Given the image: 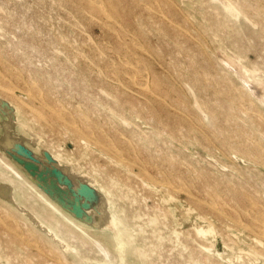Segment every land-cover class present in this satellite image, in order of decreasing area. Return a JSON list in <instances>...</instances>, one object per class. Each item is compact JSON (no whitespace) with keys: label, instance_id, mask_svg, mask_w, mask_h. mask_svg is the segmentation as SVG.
<instances>
[{"label":"rangeland","instance_id":"374dc122","mask_svg":"<svg viewBox=\"0 0 264 264\" xmlns=\"http://www.w3.org/2000/svg\"><path fill=\"white\" fill-rule=\"evenodd\" d=\"M77 1L78 0H0V49H1L0 52L2 54L0 55L2 58V59L0 58V64L3 67H5L6 65L8 66L9 64L11 67L8 66L5 68L6 69L8 68V71L10 72L13 71L12 72L13 74H11L13 76L17 72L20 73L19 74L20 77L16 74L15 84L13 83V85L11 86L0 88V210H2L3 212L4 211L8 212L7 214L8 216H6L5 212L4 213L2 211L0 212V215L3 214V216H0V227H1L0 231H3L2 234L0 232V238H1L0 240V264H15V263L16 264L17 263L36 264L30 261V260H33L34 258L35 259L33 261L35 262L37 261V264H44V262L46 264H53V263L54 264H62V263L63 264H66V263L67 264H199L197 263V259L198 258L200 259L201 258L200 256L202 257L206 256L211 262L213 261L212 263L209 261L208 264H215V263L216 264H219V263L220 264H259L260 260L252 261L251 258L247 254L250 251H261L262 247L256 244L255 242L247 241L245 238L247 237L248 227L251 225L250 222L252 218V212H251L252 205L249 203L248 198L250 197L249 199L251 201L255 199V202L253 201L255 205L257 204L258 207L262 209L264 208V200H263L264 199V165H263L264 160L259 161L257 158H255L256 157L255 154L257 152H259L257 153L258 155L264 153V147H263L264 142H262L264 141V135H263L264 134V125H263L264 122L261 123L262 121H264V118H263L264 116L261 115L264 113V102H263L264 101L263 100L264 91L263 93H261L262 95L259 96L260 101L263 100L262 102L259 101L258 96H257L258 94L255 93L256 87L258 88L261 86L264 87V30H262V27L264 28V22H263L264 21V16H263L264 10L262 12V9H264V0L262 1L261 0L259 1L258 0H174V1L168 0V1H165L164 4L162 3L164 2V0L163 1L162 0H156V1L155 0H147V1L145 0H112L113 2L111 0H100V4L95 3L92 0L90 1L89 0H82V1L79 0L78 2ZM105 1H108L107 3L109 4H107ZM149 1L151 2V4H148ZM7 2L9 3V5ZM259 2H260V5H259ZM160 3L162 4V8L164 5L163 9H161ZM168 3H169V6L166 5ZM176 3L178 4L176 5ZM239 4H241L243 7L239 6ZM250 4H251V8L249 7L250 8L249 9L248 6ZM88 5L90 9L88 8ZM111 5L113 7L115 6L116 7L112 8ZM150 5L153 6L152 9ZM170 5L172 6V8H170ZM71 6L73 7V9ZM245 6H246L245 8L246 11L245 13H243L244 11L241 12L242 11L241 8L244 9ZM74 7H76V9H74ZM85 7L88 9V11L85 10L86 9ZM155 7H157L158 10L157 8L154 9ZM252 8L253 9L255 8L256 10L255 9L252 10ZM257 8L260 10V12ZM232 9L234 11H232ZM239 9L241 11H239ZM1 10L4 11L5 13L1 12ZM175 10H177L178 12L176 11L177 12L176 13ZM249 10L250 12L247 13V11ZM43 12H45L48 15H46ZM168 12H170L171 16H169L170 14ZM216 12H218L217 15H216ZM91 13H93L92 14L93 17ZM167 13L169 15H167ZM249 13L250 14L253 13L254 16L253 14L250 15ZM112 14L114 16H112ZM186 14L188 15V17H186L187 16ZM165 15H167V17ZM257 15H258V18H257ZM252 16L253 18H255V20L252 18ZM118 17L121 19V21L120 19H118ZM3 18H5V20ZM7 18L8 20H6ZM40 19H42L43 21H41ZM183 19H185V24H182L184 21ZM256 20L259 22L258 26H257L258 22ZM5 21L6 22L8 21V22L6 23ZM45 21L47 23H44ZM101 21L103 23L106 22L105 23L106 26L105 24L103 25ZM186 21H187V24L188 23L191 24L190 27H188L189 24L187 25ZM121 22L124 25V27L121 24ZM159 22L161 24H157ZM260 23L262 24V26ZM74 24H77V26L75 25L76 26L75 27ZM156 24L158 25L157 27H156ZM125 25L126 26L128 25L129 28L126 27L127 28L126 29ZM184 25L185 26L187 25V27H185ZM25 26H27V29H25L26 28ZM30 26H32L33 29ZM259 26H261V29ZM29 27H30V31H27L29 30ZM173 27L174 29H172ZM50 28H53V30ZM189 28L191 29L190 32H189ZM198 28L203 34L200 33ZM34 31L35 33L32 34ZM38 31L39 33H41V35L38 34ZM133 31L136 32V35ZM149 31L151 33H149ZM161 31H163V33ZM176 31H180V32H177V34L181 33V35L179 34L180 36H177V34H175ZM191 32L194 33V37ZM127 33L129 36L126 35ZM198 33H199V36H198ZM174 34H175V37L177 36L176 38H174ZM182 35H183V38L178 39V37H182ZM134 36H137V38H140V40ZM55 38H58V39H55ZM136 39L139 41H137ZM177 39H178V42H176ZM85 40L87 42L88 41L89 42L91 41V42L87 43ZM200 40L204 43V45L201 44ZM51 41H53L52 44L56 43L55 47L54 45L53 46L51 45ZM82 41L86 43L84 44ZM119 41H120V44L123 43L124 46L123 45L120 46ZM126 41L130 42L131 44L133 43L132 45L135 46L133 47L134 51L133 49L130 50V48H132V45L130 43H127ZM144 41L146 43L143 45ZM137 42H140V43H137ZM206 42L207 44H205ZM73 43L75 44V46ZM92 43L94 44V46H92L93 45ZM182 43L184 45H182ZM88 44H91V45H88ZM138 44L140 45V47L138 46ZM196 44L198 45V47ZM193 45H196V46H193ZM32 46L34 47L30 48ZM104 46L106 50L104 49ZM121 47H122V49L120 50L121 52H119V50L117 49H120ZM146 47L149 49H147ZM242 47L244 48V51ZM108 48L109 49L111 48L110 49L111 51H108L109 50ZM63 49H64V53L62 51ZM100 49H103V50L100 51ZM114 49L117 50L116 53ZM177 49L179 51H177ZM92 50H94V52ZM157 50H159V53L161 52L162 53L159 55ZM103 51L105 54H102ZM152 52L153 53L155 52V53L153 54ZM79 53H82L81 54L82 57H80ZM126 53H128V55L130 54L131 56L129 57ZM136 53L139 54L140 56H138ZM176 53L181 54V55L178 56ZM56 54H59V56L57 57ZM108 54L110 55V58L112 59L108 57L109 56ZM98 55L99 57H97ZM176 55L178 57H176ZM100 56L102 59H100ZM152 56L154 58L157 57L156 60ZM220 56H223V58L221 57L222 60ZM74 57H76L77 59H75ZM186 57H189V58L186 59ZM5 58H7V60ZM103 58L105 60H103ZM147 58H149L150 61ZM258 58L260 59L258 60ZM56 59H58V61H56ZM99 59L101 63L99 62ZM223 59H226V60L235 59L232 61L235 62L236 65L241 64V66H239L237 69L236 68L232 69L231 66H230L231 68H229V64L227 63L228 65L227 66L224 63L225 61H223ZM92 60H93V63H92ZM122 60L123 61L125 60V61L122 62ZM135 60L138 61L136 64H134ZM213 60H215V65L213 63ZM21 61L22 63H19ZM151 61H152V64H151ZM157 61L159 62V64L157 63ZM113 62H114V65L111 66ZM142 62L144 63V65ZM160 62H162L161 65H160ZM164 62H166L167 64ZM169 62L171 64H169ZM262 62H263V65L260 66ZM78 63H80V65H78ZM140 63H142L144 68H146L144 69V73H141L142 72L141 70H143V68L142 69L140 68L142 66ZM180 63L182 66L179 65ZM96 64L98 65V67ZM165 64L169 67L170 65L172 66L173 64H177V65H173L171 67L173 68V70H171L169 67L167 68ZM216 64H218V66H216ZM163 65L166 67H164ZM186 65L187 66L189 65V66L187 67ZM116 66L118 67V70ZM120 66L123 68H121ZM176 66H177V70L180 72L179 73L180 75L178 74L179 76H177L178 71L176 70ZM212 66L215 69L217 68L216 70L218 71H221V70L223 71V74L219 72V75L218 76L216 75L217 77H219V79L221 78V80H218L217 77H214L215 73L218 71L213 69ZM113 67L115 68L111 72ZM186 67H187V71L185 70ZM150 68H152L151 69L152 71L150 70ZM19 69H21L22 71H20ZM55 69L57 71H55ZM27 70L31 72L29 75L26 74ZM45 70L47 71L45 72ZM124 70H127V71H124ZM234 70L235 71L237 70L238 72L237 71L235 72ZM109 71L111 74L109 73ZM114 71H116V74ZM150 71H151V74H150ZM196 71L198 72L196 73ZM62 72H63V76H62ZM96 72L97 73L99 72V74H97ZM105 72H106L107 77L105 76ZM126 72L128 74H126ZM132 72L134 73L135 76L132 75L133 74ZM246 72L247 74H245ZM201 73H203L202 75L204 76V77L202 76V78H200ZM209 73L210 75H208ZM225 73L229 74V76ZM238 73H240V75ZM54 74H55V78H54ZM152 74L156 78V80L152 79ZM30 75H31L30 79L33 82L31 81L29 82L28 78ZM244 75H246L245 77L247 79L244 77ZM109 76L114 80V82ZM181 76L184 78H182ZM194 76L196 77L195 79H194ZM206 76L208 77V79ZM166 77H168L169 79H166ZM209 78L210 79L212 78L213 80L212 79L211 80L213 82L209 80ZM224 78H226L225 81H224ZM158 79L159 80L163 79L162 80L163 82L162 81L159 82ZM21 80L22 82H20ZM54 80H58V82ZM70 80L71 82H69ZM229 80H231L234 83H232ZM248 80L252 82L246 83ZM117 81L119 82L117 83ZM137 81H140V82L142 81V83L143 82L144 83L142 84ZM199 81L200 83H198ZM132 82L134 84H132ZM152 82H154V84L156 82L157 83L159 82L160 84L159 83L158 84L161 87V88L159 87L160 90L162 92L163 90L165 91L163 93H160L161 91L159 90V88L157 89L158 85L157 87H155L157 83L155 85L153 84L152 86ZM177 82H179V84ZM260 82H263L262 83L263 85ZM123 83L125 85H123ZM183 83L185 84L184 86L186 88L183 86ZM254 83L255 84L257 83V84L255 85ZM17 84H19L20 86ZM165 84L166 86H164ZM207 84H210L213 86L209 87V85ZM42 85L45 86V88H43ZM206 85L208 86L207 87L208 89L207 88L204 89ZM218 85L220 86L223 85V86L220 88V86ZM51 86L52 88H50ZM59 86H61V88H59ZM176 86H179V90ZM214 86H215V90L213 88ZM226 86L228 88L230 87V89H228ZM12 87H14V89ZM40 87L42 88L40 89ZM126 87H128L130 90L127 89ZM151 87H153V90ZM172 87L175 88L176 90L173 89ZM183 87L185 88V90L181 89ZM25 88L27 89L26 91H25ZM34 88L37 90L39 89L38 92ZM47 88H49L48 90L50 92L51 90L54 92L55 96L52 94L53 92H51V95L52 97L54 96V102H55V99L57 98L56 99L57 104L52 101L53 98L50 97L51 95L49 96L50 93L47 94V91H48ZM56 88H57V91H56ZM170 88H172L173 91H177L178 93L182 92L180 94L184 97L181 98L180 94L173 92ZM242 88L244 91L241 90ZM43 89L47 91L44 93ZM246 89L248 91V94L250 95V98H249V95L246 94L247 93ZM186 90H189V93ZM240 90H241V94H240ZM225 91L227 94L229 92L228 94L229 98L227 97V94L225 96ZM76 92H78V94ZM105 92H107V95ZM122 92H123V96H122ZM156 92L160 93L161 95L163 94V96L161 97V95L159 94L160 95V98H159V95ZM165 92L168 93V95H165L166 94ZM222 92L224 94H222ZM32 93H36V94H32ZM56 93H58L59 96ZM66 93L69 96L65 97ZM214 94H217V95H214ZM242 94H244L243 95L244 99H241ZM43 95H46V96L44 97ZM62 95L64 98L62 97ZM150 95H152L153 97H151ZM212 95L214 97L216 96L217 97L214 98L212 97ZM238 95L240 96V99H238L239 98ZM254 95H256L257 98ZM10 97L13 100L10 99ZM163 97L166 98V101ZM168 97L170 98L168 99ZM186 97L187 99L189 98L188 99V101L190 100L189 102L186 101L187 100ZM261 97H263V99H261ZM41 98L43 100H41ZM147 98L148 99L150 98V99L148 100ZM197 98L201 99V101L204 100L205 105L199 99L196 101ZM25 99H28V102L27 100L25 102ZM87 99L90 100V103L88 102L89 100ZM172 99L173 100L175 99L176 102L175 100L173 101ZM215 99L217 100V102ZM237 99H238V102H240L241 104L236 101ZM138 100L139 102L148 101L147 103L150 109L147 107V103H143V102L139 103ZM153 100H155V102L157 103H155ZM241 100H244L242 101L243 104ZM16 101L17 103H15ZM92 101L93 102L96 101L97 103L96 104L92 103ZM162 101H164L165 103ZM49 102H51L52 104ZM133 102L134 104L138 102L136 106L139 104H141L142 106L139 105L140 107L138 106L139 108H136V110L133 111L135 109L134 107H136L133 104ZM150 102L152 103V105ZM183 102L186 105L185 108L188 106V104H191V103H193V107L195 108H193L192 105L191 106L189 105V107L187 108L188 110L183 109ZM219 102H221V104L223 103V106ZM30 103L33 104L34 107ZM123 103L125 105H123L124 107L122 106L123 108L122 109L120 105H122ZM197 103L198 104L201 103V104L197 106L198 105ZM214 103L215 104L217 103L219 105L218 108H217V105L215 107ZM249 103L251 105H248ZM60 104L62 105L59 106ZM78 104H79V108L76 107L78 106ZM144 104L145 106H143ZM161 104L163 105L164 110L163 108H161L162 107ZM229 104L232 106H230ZM253 104L255 106L254 110L257 111L258 113L257 112L255 113L252 110L254 108ZM94 105L97 107H95ZM156 105L161 106L160 107L161 109L160 108L158 109ZM176 105L178 106L176 107L177 109L175 108ZM201 105L203 109H205L206 107L208 108L211 107V108L210 110L206 108L205 110L202 109L200 111L198 109H201ZM69 106L71 107V109L69 108ZM238 106H239V109L240 107L243 108L239 110L240 114H238V111L236 112V108ZM142 107L143 108L145 107V108L143 109ZM153 107H154V112H152ZM212 107H213V111H211ZM192 108L194 111L196 109L195 114L193 113L194 111L192 110ZM72 109H74L73 114H71ZM121 109L122 111L123 110L125 111L122 112ZM166 109H167V112L163 113L162 110L166 111ZM231 109H233L232 110L233 112H231L232 116L236 115V118L232 117L233 120L230 118L231 116L228 115L230 113L226 112V111H231ZM214 110L217 112L216 114L214 113L215 112ZM85 111L88 113V115L87 113H85ZM168 111H170V113ZM206 111L208 112L209 115H207ZM234 111L240 116L237 117V114ZM74 112L75 113L77 112L76 114L79 115V117H77ZM159 112L161 113L159 114ZM224 112L227 114H225ZM247 112L249 113V115L247 114ZM29 113H32V114L30 115ZM66 113L67 115H70L68 116L69 118H67V116L64 117ZM168 113L170 114L169 115L170 117L169 116L167 117ZM171 113H174V115L178 117L177 118L173 117ZM211 113L218 117L217 118L213 115V119H215L214 122L217 123L216 125L215 123H213V119L210 116L212 115ZM139 114H141L140 117H139ZM152 114H154L155 116L158 114V116L160 115L161 118L160 116L159 117L156 116L151 119V116H154ZM164 115L166 116L165 120H164ZM254 115L256 117H254ZM85 116H88V118ZM145 116H146V119L144 118ZM225 116L227 117L226 119H225ZM36 117H38L39 120H37ZM180 117L184 119L183 122L185 121V123L182 122ZM209 117H210V120H209ZM221 117L223 118L222 120H221ZM52 118H55L56 120L55 119L52 120ZM148 118H150V121ZM178 118H180L179 121L181 123L180 124L181 128L182 126H184L185 129L184 128L181 129L178 126ZM40 119L42 121H40ZM84 119L88 120L89 124L85 122L86 120ZM91 119H93L92 120L93 122L91 121ZM188 119H189V122H188ZM227 119H228V126L225 125V123L227 122V121L225 122V120ZM254 119H256V121ZM70 120H72L73 124L70 123ZM39 121H40V124H39ZM90 121H91V124H90ZM186 121L188 122V124L190 123L189 126H187L188 124H186ZM206 121L207 122L210 121V122L206 124L207 123ZM221 121L222 123H220ZM231 121L232 122L235 121V122H233L232 124ZM258 121H261V122H258ZM51 122H54V123H51ZM96 122L97 123L101 122L100 127L97 126L99 124H97ZM167 122H169V125ZM230 122L231 124H229ZM236 122L237 123L239 122V123L237 124ZM240 122L244 126L240 124ZM253 122H255L256 125L253 124ZM86 123L88 124L86 125L88 126L87 128H85L86 126H84ZM103 123L105 127L103 126ZM166 123H167V126H169V128L165 126ZM197 123H198V126H197ZM234 123L235 125L236 124L237 125L235 126ZM63 124L65 125L66 128L64 127ZM250 124H251V127H250ZM261 124H262L263 129L261 127ZM70 125L73 127H71ZM190 125L192 126L190 127ZM209 125H212L213 127L212 126L210 127ZM218 125L220 126V128H223V131L221 129L222 132L219 131L220 128L218 129L219 127ZM230 125L232 127H230ZM257 125H259L260 129H257L258 128ZM68 126L70 127L67 129ZM156 126H158L159 129ZM199 126H202L203 129H200L202 127H199ZM74 127L76 128V130ZM89 127L92 129H90ZM165 127H167L168 130L167 128L165 130ZM188 127H190V129H188ZM51 128H54V129H51ZM80 128H82L83 131ZM186 128L188 130H186ZM241 128L243 129V131H241L242 130ZM162 129L164 130V133L162 132L163 131ZM179 129H181L182 131ZM195 129L197 130L195 131ZM204 129H205V132L203 131ZM225 129H227L228 131ZM250 129H252V131ZM52 130L54 131V133ZM92 130L93 131L95 130V131L93 132ZM97 130H98V133H97ZM171 130L172 132L174 131L175 133H170ZM189 130L191 133L189 132ZM231 130H232L231 132L232 134L230 133ZM234 130L235 131L238 130L236 134L234 133L235 136L233 134ZM253 130H254V133H253ZM66 131H68L67 135L65 134ZM248 131L249 133L252 132V134L250 133L251 135H249ZM100 132L102 133V136ZM157 132H159L160 135ZM180 132H182L183 134L185 133L183 137L181 136L182 134H180ZM206 132H208V134ZM89 133H91L92 135ZM114 133H117V134H114ZM255 133L257 134V138L255 136L256 135ZM97 134L98 135L100 134V137L102 138L100 139L99 136L97 137ZM89 135L91 138L89 137ZM114 135L115 137H113ZM203 135H204V138H203ZM77 136L79 139H77ZM258 136H259V142L257 141ZM116 137H118V139H115ZM235 137L236 139H233ZM131 138L133 139L135 143L131 141L132 140ZM214 138H217L218 140L216 139L214 140ZM229 138L236 141V143L233 142V140H230ZM139 139L141 140V142ZM196 139H197V142H196ZM224 139L226 142L225 145H224L225 143ZM80 140H81V143L79 142V144L81 145L79 147L78 141ZM101 140H104L103 141L104 143ZM114 140L116 142L119 141V143L118 144L116 143L115 145ZM126 140H127L126 143H129L128 145L131 146L130 148L128 147V145L127 146L125 145ZM201 140H202V143H200ZM213 140L216 141L215 142L216 144L213 142ZM247 141L250 146L248 145ZM121 142H122V145H121ZM164 142H165V146L163 144ZM229 142L230 143L232 142V143L230 144ZM252 142H254V144H252ZM109 143H112V144L109 145ZM94 144L95 145L97 144L96 147L93 146ZM135 144H136V148H135ZM219 144L220 145L223 144V145L220 146ZM228 144L230 146L232 145L231 148L234 150V152L237 151V153H234L232 149L230 150L229 149L230 146ZM244 144H245L246 149L243 147ZM144 145L150 150L147 151ZM234 145L235 147H233ZM246 145H248L249 147ZM98 147L99 148L104 147L103 149H105L106 151L104 150L105 151L104 152L102 149H99ZM118 147L120 148L118 149ZM255 147L256 149L259 148L258 151L256 150L257 152L254 151ZM140 148L141 150H139ZM206 148H208L209 150ZM112 149L114 152L112 151ZM155 149H157V151L153 153ZM223 149L224 150L226 149V151L228 152L230 151V155L228 152L226 153L227 154L226 155ZM116 150H121V151L124 150V152L122 151L124 153V157L115 155ZM262 150H263V153H261ZM91 151L93 153H91ZM107 151L110 153H108ZM141 151H142L143 156H141V154H138L139 152L141 153ZM159 151L163 152V154L160 153ZM165 151L167 152V154H165L166 153ZM246 151L247 153H249V155L250 154L253 155L254 160L251 155L250 157L248 154H247L248 156L245 155ZM127 152H129L130 157L125 158ZM106 153H108V155ZM109 154L112 156H110ZM173 154L175 155V157ZM176 154L179 156H176ZM113 156H114V159H113ZM158 156L160 160L157 158ZM228 156H231V157L229 158ZM98 157L99 158L102 157V158L98 159ZM141 157H143V159ZM171 157H173V160ZM189 157L190 159H188ZM122 158H125V159H122ZM135 158L137 161L133 162L132 160ZM140 158L143 161H141ZM150 159L153 160L154 163ZM255 159L258 160V162ZM183 160H186V162H184V166L182 164ZM119 161L121 162L119 163ZM123 161L128 162L126 164L127 165L129 164L130 165L129 168L134 169V170L144 167V166L146 169L148 167L149 170L147 169L148 170L147 171L148 173H146L147 175L145 174L140 175L134 172L130 173V171L128 170L129 168L128 169L126 168V165L123 164L124 163ZM144 161H147V163ZM196 161H197V164L199 165L196 164ZM107 162L110 164H107ZM151 162L153 164L152 167H155L152 170L153 172L151 171V168H152ZM162 162H165V163H162ZM161 163L163 167L161 166ZM175 163L178 165H176ZM187 163H189L188 165L190 167L192 165V168H190L187 165ZM132 164L135 167L131 166ZM232 164L233 166H230ZM156 165L158 166L159 172L163 173V175L159 173L158 175L156 173L157 171ZM170 165L172 167L174 166L175 168H172ZM9 166L11 167V169L9 168ZM236 166L239 169L235 170ZM164 167L167 169L164 170L165 169ZM240 167L242 169L241 172L238 171L240 170ZM193 168L194 169L197 168L195 169L197 173L193 171L194 170ZM169 169H171V171ZM172 169L173 170L175 169V172H172L173 171ZM13 170L17 172L19 175L16 174ZM203 170L205 171L204 173L202 172ZM243 170L246 171L247 174H244L245 172H243ZM117 171L121 173L120 176L119 174L116 175L115 172ZM186 171L187 172L189 171V174H186L187 173ZM199 171H201V173ZM210 172H214L215 175ZM155 173L156 175H158L157 177L155 176ZM165 173L168 175H166ZM198 173L201 175H199ZM224 174L227 179L223 177ZM248 174H250V176H247ZM171 175L174 176L173 178H175L178 175V180H180L181 182L184 181V183L186 182L187 184L188 182H193L194 188L190 187L191 188L189 191L190 193L187 191L180 190L179 187H172V188L166 189L165 187L167 186V183L168 185H170L172 181L173 182L175 181V179L177 181V177L173 179ZM216 175L218 177H216ZM129 176H132V178H130ZM180 176L182 179L185 178L188 181H185V179L181 180V178H179ZM201 176L206 179L201 178ZM126 177H128L127 178L128 180L126 179ZM143 177H145L146 179ZM161 177L163 178L161 179ZM195 177L198 179L201 178L199 180L200 183L196 180ZM208 179L209 181H207ZM249 179H251V181H249ZM211 180L213 182L214 181L216 182V186L214 187L215 190L213 189V186H214L213 184H215V182L212 184ZM229 180H232V181H229ZM220 182L223 183L224 185L221 184ZM255 182L258 186L254 184ZM203 183H205L204 186L206 185V187L203 186L202 188L201 185H203ZM197 184L199 186H197ZM228 184L231 186H227L228 187V190H227L226 185ZM135 185L136 187H134ZM159 185H161V187ZM217 185H219L220 188H218ZM247 186H248V189L246 190L245 188H247ZM211 187L213 190L211 189ZM229 187L232 189V191ZM250 187L251 188L253 187V188L251 189ZM168 189H171V190H168ZM147 191H149L151 195H149L150 193H148ZM172 191L176 193H173V195L170 194ZM208 191H211V192L215 191L214 194L211 193L212 196L214 195V198L218 196V198H215V199H222L220 201L219 200L217 201L219 203L215 201L214 206L216 208L215 209L213 208L214 210L210 209L212 208L213 204L211 203L212 198L210 197L209 199L210 195L207 194ZM238 191L240 192L238 193ZM245 191L246 193L248 192L247 193L248 195L243 193ZM253 191L256 194H254ZM228 192L230 193L228 194ZM233 192L235 194H233ZM258 193L262 195H258ZM197 194H200V195L198 196ZM251 194H252V197H251ZM201 196H203V198ZM260 196L261 198H256ZM186 197H187V200H186ZM200 197L203 200L200 199ZM225 197L227 198V200ZM223 198H225V201L223 200ZM258 199L262 201L258 202L257 201ZM44 200L52 201L54 204L58 206L60 212L54 211L53 208L49 206L51 204H48V203L46 204ZM233 202H235L234 205H233ZM244 202L245 203L247 202L246 204L248 206L244 205ZM158 204H159V207L156 206ZM189 204H192V205H189ZM193 205L194 206L196 205V207L197 208L199 207V209L197 210V208L194 207ZM244 207L246 208L242 210ZM151 208L152 210H150ZM203 208L205 212L202 211ZM205 209L206 210L209 209V211H206ZM210 211H212L213 213L212 212L210 213ZM233 212H235L236 214H234ZM241 212L243 213V216ZM10 214L14 219L10 216ZM215 214H217L218 217L217 216L215 217L214 216ZM237 214L240 215L241 217L239 220L240 222L233 221V216ZM223 216H224V219L226 218L225 222L224 220L220 219V217L223 218ZM6 217L12 223L8 221ZM247 219L249 220V223H248L249 226L247 224L248 222ZM220 220L223 221V223ZM7 221L9 222V224H7L8 223ZM15 221L17 222V224ZM19 223L22 225H20ZM38 223L41 224L42 229ZM228 223L230 227L228 226ZM80 225L81 227H79ZM2 226H3V229H2ZM27 229H29L31 233H29V230ZM210 229H212L213 233L209 232ZM222 229L225 230L224 233ZM198 230H203L201 231L202 234L199 231L200 235H198L197 234L199 233ZM20 232H22V234ZM3 233H6L4 234L5 237H3ZM38 235L40 236L39 238H38ZM28 237L30 238V240ZM11 238H12V241H11ZM8 239L11 242L10 241L8 242ZM13 240L16 243H13ZM23 241L24 243L27 244V246L26 244L24 245ZM18 242L20 244H17ZM121 243L123 245V248H121ZM49 244L52 246H50ZM47 245L49 247H47ZM209 245H210V248H209ZM50 247L52 248L50 249ZM23 248H25V251ZM8 249H11V250H8ZM169 251L171 253H169ZM11 252H12V255L10 254ZM14 252L17 254L19 253L20 254L17 255V254H14ZM41 252H43V254ZM44 253L45 254L47 253L46 258H49V259H46L44 257L45 255ZM199 253L200 254L202 253V255H200ZM27 254L28 255L31 254V255L27 256ZM56 254H57V258H53V255L54 257H56ZM58 254H60L59 257H58ZM9 255L11 256L10 258L8 257ZM30 257L32 258L30 259ZM168 257H170L169 260H168ZM261 257L264 258L263 255H261ZM27 258H28V262L27 260L25 262L23 259H27ZM43 258H45L46 260ZM192 259H195L196 261L195 260L192 261ZM38 260L40 261V263L38 262ZM47 260L48 262H46ZM62 260L63 262L61 263Z\"/></svg>","mask_w":264,"mask_h":264},{"label":"bare ground","instance_id":"6f19581e","mask_svg":"<svg viewBox=\"0 0 264 264\" xmlns=\"http://www.w3.org/2000/svg\"><path fill=\"white\" fill-rule=\"evenodd\" d=\"M78 1H79V0H78ZM78 1H77V2H78ZM80 1H82V0H80ZM89 1H90V0H89ZM92 1H94L95 3L100 4V0H92ZM111 1H112V0H111ZM145 1H147V0H145ZM145 1H144V3H145ZM155 1H156V0H155ZM162 1H163V0H162ZM165 1H168V0H164V2H162V3L164 4ZM172 1H174V0H172ZM258 1H259V0H258ZM258 1H257V2H258ZM261 1H262V0H261ZM43 2H44V1H43ZM105 2L107 3L108 1H105ZM112 2H113V1H112ZM112 2H111V4H112ZM141 2H142V1H141ZM160 2H161V1H160ZM176 2H177V1H176ZM7 3H8V2H7ZM57 3H58V2H57ZM64 3H65V2H64ZM69 3H70V2H69ZM82 3H83V2H82ZM85 3H86V2H85ZM106 3H105V4H106ZM116 3H117V2H116ZM155 3H156V2H155ZM166 3H167V2H166ZM242 3H243V2H242ZM242 3H241V4H242ZM255 3H256V2H255ZM28 4H29V3H28ZM79 4H80V3H79ZM87 4H88V3H87ZM101 4H102V3H101ZM107 4H109V3H107ZM148 4H151V2L149 1ZM156 4H157V3H156ZM160 4H161V3H160ZM171 4H172V3H171ZM177 4H178V3H176V5H177ZM236 4H237V3H236ZM241 4H239V6H242ZM243 4H244V3H243ZM246 4H247V3H246ZM246 4H245V5H246ZM248 4H249V3H248ZM8 5H9V3H8ZM30 5H31V4H30ZM92 5H93V4H92ZM139 5H140V4H139ZM146 5H147V4H146ZM166 5L169 6V3L166 4ZM252 5H253V4H252ZM255 5H256V4H255ZM257 5H258V3H257ZM259 5H260V2H259ZM60 6H61V5H60ZM72 6H73V4H72ZM72 6H71V7H72ZM82 6H83V4H82ZM84 6H85V5H84ZM96 6H97V5H96ZM111 6H112V5H111ZM118 6H120V5H118ZM148 6H149V5H148ZM150 6H151V5H150ZM155 6H157V5H155ZM247 6H248V5H247ZM77 7H78V5H77ZM80 7H81V6H80ZM86 7H87V6H86ZM86 7H85V8H86ZM101 7H102V6H101ZM115 7H116V6H115ZM115 7L112 6V8H115ZM152 7H153V6H151V9H152ZM178 7H179V6H178ZM242 7H243V6H242ZM249 7L251 8V4L248 6V8H249ZM81 8H82V7H81ZM88 8L90 9L89 5H88ZM156 8H157V7H155L154 9H156ZM163 8H164V5H163ZM163 8H162V4H161V9H163ZM165 8H166V7H165ZM170 8H172L171 5H170ZM239 8H240V7H239ZM245 8H246V6L244 7V9H245ZM248 8H247V9H248ZM250 8H249V9H250ZM258 8H259V7H258ZM258 8H257V9H258ZM262 8H263V7H262ZM262 8H261V9H262ZM72 9H73V7H72ZM74 9H76V7H74ZM77 9H78V8H77ZM99 9H100V8H99ZM116 9H117V8H116ZM145 9H146V8H145ZM145 9H144V10H145ZM154 9H153V10H154ZM180 9H181V8H180ZM241 9H242V11H241L240 9H239V11H241V12L244 11L243 13H245L246 9H245V10H244L243 8H241ZM254 9H255V8H254ZM254 9L252 8V10H254ZM82 10H83V9H82ZM85 10L88 11L87 8H86ZM109 10H110V9H109ZM113 10H114V9H113ZM113 10H112V12H113ZM146 10H147V9H146ZM146 10H145V11H146ZM157 10H158V8H157ZM157 10H155V11H157ZM167 10H168V8H167ZM169 10H170V9H169ZM181 10H182V9H181ZM255 10H256V9H255ZM258 10H259V9H258ZM263 10H264V9H262V12H263ZM104 11H105V10H104ZM114 11H115V10H114ZM176 11H177V10H175V12H176ZM215 11H217V10H215ZM232 11H234V10L232 9ZM1 12H4V11L1 10ZM159 12H160V11H159ZM177 12H178V11H177ZM177 12H176V13H177ZM183 12H185V11H183ZM248 12H250V10L247 11V13H248ZM253 12H254V11H253ZM259 12H260V10H259ZM4 13H5V12H4ZM43 13H45V12H43ZM88 13H89V12H88ZM108 13H109V11H108ZM168 13L170 14V12H168ZM168 13H167V15H169ZM247 13H246V14H247ZM45 14H46V13H45ZM92 14H93V13H91V15H92ZM184 14H185V13H184ZM187 14H188V13H187ZM187 14H186V15H187ZM217 14H218V12H216V15H217ZM249 14H250V13H249ZM251 14H253V13H251ZM251 14H250V15H251ZM256 14H258V13H256ZM256 14H255V16H256ZM262 14H263V13H262ZM46 15H48V14H46ZM67 15H68V14H67ZM100 15H101V14H100ZM167 15H165V16L167 17ZM176 15H177V14H176ZM186 15H185V16H186ZM259 15H260V13H259ZM8 16H9V15H8ZM69 16H70V15H69ZM96 16H97V15H96ZM112 16H114V15L112 14ZM169 16H171V14H170ZM244 16H245V15H244ZM247 16H248V15H247ZM253 16H254V14H253ZM253 16H252V18H253ZM263 16H264V15H263ZM6 17H7V16H6ZM6 17H5V18H6ZM92 17H93V15H92ZM101 17H103V16H101ZM175 17H176V16H175ZM186 17H188V15H187ZM250 17H251V16H250ZM259 17H260V16H259ZM5 18H3V19L5 20ZM9 18H11V17H9ZM113 18H114V17H113ZM113 18H112V19H113ZM138 18H139V17H138ZM257 18H258V15H257ZM3 19H2V20H3ZM38 19H39V18H38ZM100 19H102V18H100ZM100 19H98V20H100ZM116 19H117V18H116ZM118 19H120V18L118 17ZM118 19H117V20H118ZM140 19H141V17H140ZM253 19L255 20V18H253ZM6 20H8V18H7ZM40 20L43 21L42 19H40ZM49 20H50V18H49ZM70 20H71V19H70ZM92 20H93V19H92ZM183 20H184V21H183L182 24H185V19H183ZM225 20H226V19H225ZM247 20H248V19H247ZM90 21H91V20H90ZM120 21H121V19H120ZM256 21H257V20H256ZM5 22H6V21H5ZM7 22H8V21H7ZM7 22H6V23H7ZM67 22H68V21H67ZM87 22H88V21H87ZM92 22H93V21H92ZM101 22H102V21H101ZM117 22H118V21H117ZM123 22H124V20H123ZM163 22H164V21H163ZM222 22H223V21H222ZM257 22H258V21H257ZM257 22H256V23H257ZM260 22H261V20H260ZM263 22H264V21H263ZM6 23H5V24H6ZM9 23H10V22H9ZM22 23H23V21H22ZM32 23H33V22H32ZM44 23H47V22L45 21ZM69 23H70V22H69ZM90 23H91V22H90ZM90 23H89V24H90ZM93 23H94V22H93ZM102 23H103V22H102ZM105 23H106V22H105ZM105 23H103V25H104ZM125 23H126V22H125ZM161 23H162V21H161ZM161 23L159 22V23H157V24H161ZM174 23H175V22H174ZM223 23H224V22H223ZM250 23H251V22H250ZM108 24H109V23H108ZM119 24H120V22H119ZM121 24H122V22H121ZM157 24H156V27L158 26ZM177 24H178V23H177ZM186 24H187V21H186ZM188 24H189V23H188ZM188 24H187V25H188ZM192 24H193V23H192ZM260 24H261V23H260ZM24 25H25V24H24ZM75 25L77 26V24H74V26H75ZM110 25H111V24H110ZM122 25H123V24H122ZM153 25H154V24H153ZM179 25H180V24H179ZM187 25H186V26L184 25V26L187 27ZM190 25H191V24H189L188 27H190ZM258 25H259V22H258L257 26H258ZM76 26H75V27H76ZM78 26H79V25H78ZM105 26H106V24H105ZM165 26H166V25H165ZM169 26H170V25H169ZM253 26H254V25H253ZM261 26H262V24H261ZM261 26H259L260 29H261ZM25 27H26L25 29H27V26H25ZM30 27H32V26H30ZM30 27H29V30H27V31H30ZM51 27H52V26H51ZM123 27H124V25H123ZM126 27H128V25H127V26L125 25V28H126ZM15 28H16V27H15ZM57 28H58V27H57ZM86 28H87V27H86ZM109 28H110V26H109ZM117 28H118V27H117ZM128 28H129V27H128ZM195 28H196V26H195ZM32 29H33V27H32ZM50 29L53 30V28H50ZM111 29H112V28H111ZM126 29H127V28H126ZM172 29H174V27H173ZM186 29H187V28H186ZM198 29H199V28H198ZM23 30H24V28H23ZM113 30H114V28H113ZM115 30H116V29H115ZM160 30H162V29H160ZM176 30H177V29H176ZM190 30H191V29L189 28V32H190ZM192 30H193V29H192ZM262 30H264L263 27H262ZM40 31H41V30H40ZM56 31H58V30H56ZM116 31H117V30H116ZM120 31H122V30H120ZM174 31H175V30H174ZM187 31H188V30H187ZM199 31H200V29H199ZM84 32H85V31H84ZM126 32H127V31H126ZM133 32H134V31H133ZM144 32H145V31H144ZM161 32L163 33V31H161ZM172 32H173V30H172ZM177 32H180V31H176L175 34H177ZM34 33H35V31H34L32 34H34ZM48 33H49V32H48ZM134 33H135V35H136V32H134ZM149 33H151V32L149 31ZM191 33L193 34V37H194V33H193V32H191ZM200 33H201V31H200ZM38 34L41 35V33H39V31H38ZM118 34H119V33H118ZM124 34H125V33H124ZM175 34H174V38H176L177 36H180V35H181V33H179L180 35L177 34V36L175 37ZM201 34H203V33H201ZM115 35H116V34H115ZM126 35H128V33H127ZM132 35H133V34H132ZM2 36H3V35H2ZM11 36H13V35H11ZM37 36H38V35H37ZM53 36H54V35H53ZM69 36H70V35H69ZM117 36H118V35H117ZM117 36H116V37H117ZM119 36H120V35H119ZM122 36H123V35H122ZM128 36H129V35H128ZM198 36H199V33H198ZM45 37H46V36H45ZM45 37H44V38H45ZM97 37H98V36H97ZM97 37H96V38H97ZM134 37L137 38V36H134ZM195 37H196V36H195ZM40 38H41V37H40ZM50 38H51V36H50ZM64 38H66V37H64ZM79 38H80V37H79ZM122 38H123V37H122ZM124 38H125V37H124ZM179 38H183V35H182V37H178V39H179ZM196 38H197V37H196ZM11 39H12V38H11ZM55 39H58V38H55ZM69 39H71V38H69ZM69 39H68V40H69ZM133 39H135V38H133ZM137 39L140 40V38H137ZM137 39H136V40H137ZM178 39L176 40V42H178ZM188 39H189V38H188ZM198 39H199V38H198ZM19 40H20V38H19ZM51 40H52V39H51ZM59 40H60V39H59ZM59 40H58V41H59ZM73 40H74V39H73ZM88 40H89V39H88ZM122 40H123V39H122ZM139 40H137V41H139ZM190 40H191V38H190ZM262 40H263V38H262ZM60 41H61V40H60ZM60 41H59V42H60ZM62 41H63V39H62ZM65 41H66V40H65ZM74 41H75V40H74ZM85 41H86V40H85ZM163 41H164V40H163ZM52 42H53V41H51V45H52V46L54 45V47H55V46H56V43H55V44H52ZM78 42H79V41H78ZM78 42H77V43H78ZM82 42L85 44L87 41H86V42L82 41ZM90 42H91V41H90ZM90 42L88 41L87 43H90ZM108 42H109V41H108ZM121 42H122V41H121ZM126 42H127V43H130V42H128V41H126ZM134 42H135V41H134ZM179 42H180V41H179ZM187 42H188V41H187ZM190 42H191V41H190ZM198 42H199V41H198ZM200 42H201V44L204 45V43H203L201 40H200ZM249 42H250V41H249ZM22 43H23V42H22ZM63 43H64V41H63ZM124 43H125V42H124ZM137 43H140V42H137ZM145 43H146V42L144 41V42H143V45H144ZM73 44H74V43H73ZM73 44H72V45H73ZM92 44H93V43H92ZM119 44H120V41H119ZM119 44H118V45H119ZM125 44H126V43H125ZM130 44H131V43H130ZM132 44H133V43H132ZM132 44H131V45H132ZM205 44H207V42H206ZM82 45H83V44H82ZM88 45H91V44H88ZM99 45H101V44H99ZM118 45H117V46H118ZM122 45H123V43L120 44V46H122ZM127 45H129V44H127ZM135 45H136V43H135ZM148 45H149V43H148ZM182 45H184V44L182 43ZM196 45H197V44H196ZM196 45H193V46H196ZM25 46H26V45H25ZM60 46H61V45H60ZM74 46H75V44H74ZM92 46H94V44H93ZM123 46H124V45H123ZM138 46L140 47L139 44H138ZM168 46H169V45H168ZM33 47H34V46H32V47H30V48H33ZM58 47H59V46H58ZM133 47H135V46L132 45V48H130V50L133 49V51H134V48H133ZM178 47H179V46H178ZM197 47H198V45H197ZM200 47H201V46H200ZM200 47H199V48H200ZM203 47H204V46H203ZM25 48H26V47H25ZM27 48H28V47H27ZM89 48H90V47H89ZM100 48H101V46H100ZM146 48H147V47H146ZM199 48H198V49H199ZM205 48H206V47H205ZM242 48H243V47H242ZM15 49H16V48H15ZM15 49H14V50H15ZM57 49H58V48H57ZM71 49H72V48H71ZM96 49H97V48H96ZM104 49H105V46H104ZM108 49H109V48H108ZM110 49H111V48H110ZM110 49H109L108 51H111ZM112 49H113V48H112ZM121 49H122V47H121L120 49H117V50H119V52H121V51H120ZM128 49H129V47H128ZM147 49H149V48H147ZM153 49H154V48H153ZM175 49H176V48H175ZM183 49H184V47H183ZM2 50H3V49H2ZM102 50H103V49H100V51H102ZM105 50H106V49H105ZM105 50H104V51H105ZM114 50H115V53H116L117 50H116V49H114ZM142 50H143V49H142ZM159 50H160V49H159ZM159 50H157L158 53H159ZM187 50H188V49H187ZM205 50H206V49H205ZM247 50H248V49H247ZM0 51H1V49H0ZM62 51H63V53H64V49H63ZM67 51H68V50H67ZM69 51H70V50H69ZM83 51H84V49H83ZM90 51H91V50H90ZM92 51L94 52V50H92ZM104 51H103L102 54H105ZM147 51H148V50H147ZM149 51H150V50H149ZM177 51H179V50L177 49ZM192 51H194V50H192ZM241 51H242V50H241ZM243 51H244V48H243ZM16 52H17V51H16ZM55 52H56V51H55ZM55 52H53V53H55ZM80 52H81V51H80ZM135 52H136V50H135ZM160 52H161V51H160ZM181 52H182V51H181ZM188 52H189V51H188ZM218 52H219V51H218ZM218 52H217V53H218ZM3 53H4V52H3ZM8 53H10V52H8ZM8 53H6V54H8ZM19 53H20V52H19ZM38 53H39V52H38ZM40 53H41V52H40ZM44 53H45V51H44ZM57 53H58V52H57ZM117 53H118V52H117ZM130 53H131V52H130ZM147 53H148V52H147ZM149 53H150V52H149ZM152 53H153V52H152ZM154 53H155V52H154ZM154 53H153V54H154ZM161 53H162V52H161ZM161 53H159V55H160ZM193 53H195V52H193ZM193 53H192V55H193ZM219 53H220V52H219ZM60 54H61V53H60ZM81 54H82V53H79L80 57H82ZM102 54H101V56H102ZM120 54H121V53H120ZM126 54L128 55V53H126ZM136 54H137V53H136ZM150 54H151V53H150ZM150 54H149V55H150ZM176 54H177V53H176ZM195 54H197V53H195ZM195 54H194V56H195ZM0 55H2L1 52H0ZM3 55H4V54H3ZM22 55H23V54H22ZM54 55H55V54H54ZM56 55H57V57L59 56V54H56ZM75 55H76V54H75ZM75 55H73V56H75ZM87 55H88V54H87ZM108 55H109V54H108ZM124 55H125V54H124ZM137 55L140 56L139 54H137ZM141 55H142V54H141ZM159 55H158V56H159ZM172 55H173V54H172ZM177 55L179 56V55H181V54H177ZM177 55H176V57H178ZM192 55H191V56H192ZM201 55H202V54H201ZM211 55H212V54H211ZM219 55H220V54H219ZM219 55H218V56H219ZM66 56H67V54H66ZM76 56H77V55H76ZM93 56H94V55H93ZM101 56H100V59H102ZM113 56H114V55H113ZM128 56L130 57L131 55L129 54ZM202 56H203V55H202ZM202 56H201V57H202ZM223 56H224V55H223ZM223 56H220V58H221V57L223 58ZM2 57H3V56H2ZM8 57H9V56H8ZM45 57H46V56H45ZM49 57H50V56H49ZM52 57H53V56H52ZM52 57H51V59H52ZM68 57H69V55H68ZM95 57H96V56H95ZM95 57H94V59H95ZM97 57H99V55H98ZM106 57H107V55H106ZM108 57L110 58V55H109ZM123 57H124V56H123ZM132 57H133V55H132ZM152 57H153V56H152ZM198 57H199V55H198ZM234 57H235V56H234ZM0 58H1V56H0ZM11 58H12V57H11ZM37 58H39V57H37ZM74 58L77 59L76 57H74ZM124 58H125V57H124ZM144 58H145V57H144ZM153 58H154V57H153ZM156 58H157V57H155L154 59L156 60ZM158 58H159V57H158ZM169 58H170V57H169ZM187 58H189V57H186V59H187ZM210 58H212V57H210ZM218 58H219V57H218ZM220 58H219V59H220ZM222 58H221V60H222ZM225 58H226V57H225ZM1 59H2V58H1ZM5 59L7 60V58H5ZM12 59H13V58H12ZM22 59H23V57H22ZM47 59H48V58H47ZM49 59H50V58H49ZM54 59H55V58H54ZM68 59H70V58H68ZM81 59H82V58H81ZM81 59H80V60H81ZM97 59H98V58H97ZM100 59H99V62L101 63ZM110 59H112V58H110ZM114 59H115V58H114ZM147 59L149 60V58H147ZM170 59H171V58H170ZM219 59H218V60H219ZM227 59H228V58H227ZM245 59H246V58H245ZM259 59H260V58H258V60H259ZM261 59H262V58H261ZM9 60H11V59H9ZM40 60H41V59H40ZM73 60H74V59H73ZM80 60H79V61H80ZM103 60H105V59L103 58ZM129 60H130V59H129ZM129 60H128V61H129ZM137 60H138V59H137ZM137 60H135L134 64H136V63L139 61V60H138V61H137ZM162 60H163V59H162ZM162 60H160V61H162ZM173 60H174V59H173ZM232 60H235V59H232ZM232 60H231V59H229V60L223 59V61H225L224 63H225L226 65H227V63L229 64V68L232 67V69H233V68H234V69H235V68L237 69L239 66H241V64H240V65L237 64V65H238V66H237L236 63L233 62ZM2 61H3V60H2ZM25 61H26V60H25ZM50 61H51V60H50ZM52 61H53V60H52ZM54 61H55V60H54ZM56 61H58V59H56ZM124 61H125V60H124ZM124 61L122 60V62H124ZM128 61H127V63H128ZM146 61H147V60H146ZM149 61H150V60H149ZM175 61H176V60H175ZM175 61H174V62H175ZM219 61H220V60H219ZM261 61H262V60H261ZM16 62H17V61H16ZM26 62H27V61H26ZM43 62H44V61H43ZM99 62H98V64H99ZM208 62H209V61H208ZM208 62H207V63H208ZM13 63H14V62H13ZM19 63H22V61L19 62ZM23 63H24V62H23ZM92 63H93V60H92ZM111 63H112V62H111ZM142 63H143V62H142ZM142 63H140V64L142 65ZM149 63H150V62H149ZM157 63L159 64L158 61H157ZM164 63H166V62H164ZM213 63H214V65H215V60H213ZM237 63H238V62H237ZM73 64H74V63H73ZM94 64H95V62H94ZM94 64H93V65H94ZM122 64H123V63H122ZM151 64H152V61H151ZM161 64H162V62H160V65H161ZM166 64H167V63H166ZM166 64H165V65H166ZM169 64H171V63L169 62ZM195 64H196V63H195ZM225 64H223V65H225ZM39 65H40V64H39ZM61 65H62V64H61ZM78 65H80V63H78ZM96 65H97V64H96ZM96 65H95V66H96ZM113 65H114V62H113V64H112L111 66H113ZM119 65H120V64H119ZM143 65H144V63H143ZM143 65L140 67L141 69L143 68V70H141L142 72L140 71L141 73H144V69H146V68H144ZM146 65H147V64H146ZM148 65H150V64H148ZM173 65H177V64H173ZM173 65H172V66H173ZM179 65H181V63H180ZM190 65H191V64H190ZM214 65H213V66H214ZM251 65H252V64H251ZM259 65H260V64H259ZM262 65H263V62H262V64H261L260 66H262ZM4 66H5V64H4ZM8 66H10V65L8 64ZM8 66L6 65L5 67H8ZM17 66H18V64H17ZM19 66H21V65H19ZM105 66H106V65H105ZM109 66H110V65H109ZM139 66H140V65H139ZM163 66H164V65H163ZM166 66H167V65H166ZM166 66H164V67H166ZM172 66H171V65H170V67L167 66V68L169 67L171 70H173V68H171ZM181 66H182V65H181ZM183 66H184V65H183ZM186 66H187V65H186ZM188 66H189V65H188ZM188 66H187V67H188ZM194 66H196V65H194ZM213 66H212V67H213ZM216 66H218V64H216ZM227 66H228V65H227ZM230 66H231V67H230ZM5 67H3V66L0 64V88L11 86V85H13V83L15 84V80H16L15 77H16V74L20 77V75H19L20 73H19V72L16 71L17 73L13 76V75H11V74H13V73H12L13 71L10 72V71H8V68L6 69ZM10 67H11V66H10ZM23 67H24V66H23ZM39 67H40V66H39ZM43 67H44V66H43ZM43 67H42V68H43ZM50 67H51V66H50ZM50 67H49V68H50ZM97 67H98V65H97ZM116 67H117V66H116ZM120 67H121V66H120ZM124 67H125V66H124ZM133 67H134V65H133ZM152 67H153V66H152ZM187 67H186V69H185L186 71H187ZM219 67H220V66H219ZM256 67H257V66H256ZM15 68H16V67H15ZM18 68H19V67H18ZM24 68H25V67H24ZM52 68H53V67H52ZM107 68H108V67H107ZM114 68H115V67L112 68L111 72L113 71ZM121 68H123V67H121ZM203 68H204V67H203ZM245 68H246V67H245ZM258 68H259V67H258ZM9 69H10V68H9ZM44 69H45V68H44ZM136 69H137V68H136ZM138 69H139V68H138ZM151 69H152V68H150V70H151ZM178 69H179V68H178ZM193 69H194V68H193ZM198 69H199V68H198ZM213 69H215V68L213 67ZM216 69H217V68H216ZM216 69H215V70H216ZM241 69H242V67H241ZM241 69H240V70H241ZM11 70H12V69H11ZM19 70L22 71L21 69H19ZM24 70H26V69H24ZM24 70H23V71H24ZM29 70H30V69H29ZM29 70H27V71L29 72ZM115 70H116V69H115ZM117 70H118V67H117ZM121 70H122V69H121ZM131 70H132V69H131ZM133 70H134V69H133ZM164 70H165V68H164ZM171 70H170V71H171ZM176 70H177V66H176ZM183 70H184V69H183ZM185 70H184V71H185ZM188 70H189V68H188ZM196 70H197V69H196ZM215 70H214V71H215ZM247 70H248V69H247ZM259 70H260V69H259ZM259 70H258V71H259ZM27 71H26V74L29 75L31 72L28 73ZM46 71H47V70H45V72H46ZM55 71H57V70L55 69ZM80 71H81V70H80ZM124 71H127V70H124ZM151 71H152V70H151ZM151 71H150V74H151ZM174 71H175V70H174ZM177 71H178V70H177ZM177 71H176V72H177ZM216 71H218V70H216ZM216 71H215V72H216ZM221 71H222V70H221ZM221 71L216 72V73H218V74L215 73V76H214V75H212V76L217 77V76L219 75V72L223 74V71H222V72H221ZM234 71H235V70H234ZM236 71H237V70H236ZM236 71H235V72H236ZM244 71H245V70H244ZM253 71H254V70H253ZM9 72H10V73H9ZM114 72H115V74H116V71H114ZM118 72H119V71H118ZM129 72H130V71H129ZM133 72H134V71H133ZM133 72H132V73H133ZM136 72H137V71H136ZM138 72H139V71H138ZM167 72H168V71H167ZM197 72H198V71H196V73H197ZM237 72H238V71H237ZM5 73H6V74H5ZM14 73H15V72H14ZM22 73H23V72H22ZM57 73H58V72H57ZM96 73H97V72H96ZM109 73H110V71H109ZM134 73H135V72H134ZM134 73H133L132 75H134ZM153 73H154V71H153ZM168 73H169V72H168ZM174 73H175V72H174ZM179 73H180V72L178 71L177 76L180 75ZM242 73H243V72H242ZM249 73H250V72H249ZM97 74H99V72H98ZM97 74H96V75H97ZM101 74H102V73H101ZM110 74H111V73H110ZM110 74H109V75H110ZM115 74H114V75H115ZM118 74H119V73H118ZM121 74H123V73H121ZM126 74H128V73L126 72ZM135 74H136V73H135ZM172 74H173V72H172ZM178 74H179V75H178ZM202 74H203V73H201V75H200L201 77L199 76L200 78H202V76H203ZM225 74H227V73H225ZM225 74H224V76H225ZM238 74L240 75V73H238ZM245 74H247V72H246ZM124 75H125V74H124ZM130 75H131V73H130ZM130 75H129V76H130ZM136 75H137V74H136ZM154 75H155V73H154ZM170 75H171V74H170ZM197 75H198V74H197ZM197 75H196V76H197ZM205 75H206V74H205ZM208 75H210V73H209ZM208 75H207V76H208ZM216 75H217V76H216ZM220 75H221V74H220ZM227 75L229 76V74H227ZM241 75H242V74H241ZM34 76H35V75H34ZM62 76H63V72H62ZM105 76L107 77L106 72H105ZM120 76H121V75H120ZM120 76H119V77H120ZM134 76H135V75H134ZM137 76H138V75H137ZM137 76H136V77H137ZM173 76H174V74H173ZM207 76H206V77H207ZM228 76H227V77H228ZM245 76H246V75H244V77H245ZM30 77H31V75L29 76V78H28V76H27V78L29 79V82L31 81ZM109 77H110V76H109ZM123 77H124V76H123ZM130 77H131V76H130ZM153 77H154V76H153V74H152V79H155V80H156V78H155V77L153 78ZM161 77H162V76H161ZM181 77H182V76H181ZM203 77H204V76H203ZM206 77H205V78H206ZM227 77H226V78H227ZM239 77H240V76H239ZM241 77H242V76H241ZM247 77H248V76H247ZM54 78H55V74H54ZM110 78H111V77H110ZM110 78H108V79H110ZM117 78H118V77H117ZM132 78H133V77H132ZM182 78H184V77H182ZM182 78H181V79H182ZM195 78H196V77L194 76V79H195ZM217 78H218V80H221V78H220V79H219V77H217ZM217 78H216V79H217ZM226 78H224V81H225ZM228 78H229V77H228ZM231 78H232V77H231ZM245 78H246V77H245ZM253 78H254V77H253ZM17 79H19V78H17ZM22 79H23V77H22ZM34 79H35V78H34ZM64 79H65V78H64ZM111 79H112V78H111ZM118 79H119V78H118ZM136 79H137V78H136ZM159 79H161V78H159ZM159 79H158V80H159ZM166 79H169V78L166 77ZM178 79H180V78H178ZM207 79H208V77H207ZM211 79H212V78H211ZM211 79L209 78V80H211ZM229 79H230V78H229ZM241 79H242V78H241ZM243 79H244V78H243ZM246 79H247V78H246ZM246 79H245V80H246ZM26 80H27V79H26ZM132 80H133V79H132ZM162 80H163V79H162ZM162 80H159V82L162 81ZM176 80H177V79H176ZM197 80H198V78H197ZM203 80H204V79H203ZM212 80H213V79H212ZM212 80H211V81H212ZM214 80H215V79H214ZM231 80H232V79H231ZM231 80H229V81H231ZM54 81L58 82V80H54ZM112 81L114 82L113 79H112ZM142 81H143V80H142ZM142 81H141V82H140V81H137V82L142 83ZM224 81H223V82H224ZM241 81H242V80H241ZM252 81H253V79H252ZM252 81H249V80H248L247 82H246V81H245V82L248 83V82H252ZM20 82H22V80H21ZM20 82H19V84H20ZM29 82H28V83H29ZM31 82H33V81H31ZM69 82H71V80H70ZM118 82H119V81H117V83H118ZM137 82H136V83H137ZM159 82H158V83H159ZM162 82H163V81H162ZM164 82H165V81H164ZM179 82H180V81H179ZM179 82H177V83L179 84ZM188 82H189V81H188ZM188 82H186V83H188ZM207 82H208V80H207ZM209 82H210V81H209ZM212 82H213V81H212ZM215 82H216V81H215ZM215 82H214V83H215ZM226 82H227V81H226ZM231 82H232V81H231ZM231 82H230V83H231ZM257 82H258V81H257ZM17 83H18V82H17ZM48 83H49V82H48ZM143 83H144V82H143ZM143 83H142V84H143ZM156 83H157V82H156ZM156 83H155V84H156ZM158 83H157L156 86H155V87H157V85H158L157 89L160 87V85H159L160 83H159V84H158ZM174 83H175V82H174ZM198 83H200V81H199ZM214 83H213V84H214ZM227 83H228V82H227ZM227 83H226V84H227ZM232 83H234V82H232ZM243 83H244V81H243ZM246 83H245V84H246ZM258 83H259V82H258ZM260 83L262 84L263 82H260ZM19 84H17V85H19ZM26 84H27V83H26ZM30 84H31V83H30ZM37 84H38V83H37ZM49 84H50V83H49ZM75 84H76V83H75ZM95 84H96V83H95ZM121 84H122V83H121ZM132 84H134V83L132 82ZM153 84H154V82H152V86H153ZM155 84H154V85H155ZM163 84H164V83H163ZM191 84H192V83H191ZM201 84H202V82H201ZM216 84H217V83H216ZM216 84H215V86H216ZM254 84H255V83H254ZM254 84H253V85H254ZM256 84H257V83H256ZM256 84H255V85H256ZM31 85H32V84H31ZM38 85H39V84H38ZM50 85H51V84H50ZM107 85H108V84H107ZM123 85H125V84L123 83ZM127 85H128V84H127ZM140 85H141V84H140ZM168 85H169V84H168ZM180 85H181V84H180ZM184 85H185V84L183 83V86H184ZM194 85H195V84H194ZM207 85H209V87H210V86H213V85H210V84H207ZM207 85H206V87H204V89L208 87ZM233 85H234V84H233ZM262 85H263V84H262ZM19 86H20V85H19ZM23 86H24V84H23ZM39 86H40V85H39ZM42 86H43V85H42ZM63 86H64V85H63ZM87 86H88V85H87ZM112 86H114V85H112ZM164 86H166V84H165ZM181 86H182V85H181ZM190 86H191V85H190ZM199 86H200V85H199ZM199 86H198V87H199ZM215 86L213 87L214 90H215ZM218 86H220V85H218ZM218 86H217V87H218ZM222 86H223V85H221L220 88H221ZM249 86H250V85H249ZM258 86H260V85H258ZM32 87H33V86H32ZM176 87H177L178 90H179V86H176ZM184 87H185V86H184ZM184 87L181 88V89L185 90L186 87H185V88H184ZM226 87H227V86H226ZM226 87H225V88H226ZM231 87H232V86H231ZM236 87H237V86H236ZM246 87H248V86H246ZM255 87H256V86H255ZM12 88L14 89V87H12ZM17 88H18V87H17ZM19 88H20V87H19ZM22 88H23V87H22ZM41 88H42V87H40V89H41ZM43 88H45V86H43ZM50 88H52V86H51ZM59 88H61V86H59ZM62 88H63V87H62ZM66 88H67V86H66ZM69 88H70V86H69ZM113 88H114V87H113ZM126 88L129 89L128 87H126ZM130 88H132V87H130ZM151 88H152V90H153V87H151ZM160 88H161V87H160ZM160 88H159V90H160ZM167 88H168V87H167ZM172 88H173V87H172ZM172 88H170V89L172 90ZM227 88H228V87H227ZM237 88H238V87H237ZM23 89H24V88H23ZM30 89H31V88H30ZM34 89H35V88H34ZM48 89H49V88H47V90H48ZM115 89H116V88H115ZM117 89H119V88H117ZM170 89H169V90H170ZM173 89H175V88H173ZM207 89H208V88H207ZM228 89H230V87H229ZM232 89H233V88H232ZM251 89H252V88H251ZM255 89H256V91H257V92L255 91V93L258 94L257 96H258V99H259V96H261V95H262L261 93H263V91H264V87H262V86L259 87V88L256 87ZM26 90H27V89L25 88V91H26ZM35 90L38 92L39 89H38V90L35 89ZM35 90H34V91H35ZM47 90H46V91H47ZM54 90H55V89H54ZM60 90H61V89H60ZM60 90H59V91H60ZM62 90H63V89H62ZM129 90H130V89H129ZM175 90H176V89H175ZM236 90H237V89H236ZM241 90H243V88H242ZM241 90H240V94H241ZM1 91H2V90H1ZM22 91H24V90H22ZM46 91L43 89V92H44V93H45ZM48 91H49V90H48ZM48 91H47V94L50 93V94H49V96H50V95H51V92H53V91H52V90H51V92H50V91L48 92ZM56 91H57V88H56ZM116 91H117V90H116ZM134 91H136V90H134ZM160 91H161V90H160ZM164 91H165V90H163V92H164ZM172 91H173V90H172ZM186 91H188V93H189V90H186ZM206 91H207V90H206ZM218 91H220V90H218ZM223 91H224V90H223ZM243 91H244V90H243ZM243 91H242V92H243ZM246 91H247V89H246ZM252 91H253V90H252ZM2 92H3V91H2ZM66 92H67V91H66ZM69 92H70V91H69ZM73 92H74V90H73ZM117 92H118V91H117ZM158 92H159V91H158ZM158 92H156V93H158ZM163 92L161 91L160 93H163ZM166 92H167V91H166ZM166 92H165V93H166ZM173 92L178 93L177 91H173ZM179 92H180V91H179ZM199 92H200V91H199ZM203 92H204V91H203ZM233 92H234V91H233ZM236 92H237V91H236ZM58 93H60V92H58ZM58 93H56V94H58ZM76 93L78 94V92H76ZM105 93H106V95H107V92H105ZM108 93H110V92H108ZM119 93H120V91H119ZM125 93H126V92H125ZM145 93H146V92H145ZM153 93H154V92H153ZM160 93H158V95H159ZM180 93H182V92H180ZM180 93H178V94H180ZM183 93H184V92H183ZM186 93H187V92H186ZM206 93H208V92H206ZM230 93H231V91H230ZM4 94H5V93H4ZM7 94H8V93H7ZM32 94H36V93H32ZM38 94H39V93H38ZM52 94L55 96L54 92H53ZM82 94H83V93H82ZM111 94H112V93H111ZM143 94H144V93H143ZM199 94H200V93H199ZM222 94H224V93L222 92ZM226 94H227V93H226V91H225V96H226ZM228 94H229V92H228ZM228 94H227V97H228ZM237 94H238V93H237ZM246 94H248V91H247ZM9 95H10V94H9ZM126 95H127V94H126ZM130 95H131V94H130ZM130 95H129V96H130ZM144 95H145V94H144ZM155 95H156V94H155ZM160 95H161V94H160ZM160 95H159V98H160ZM165 95H168V93H166ZM180 95H181V94H180ZM214 95H217V94H214ZM218 95H219V94H218ZM243 95H244V94H242L241 99H244V96H243ZM248 95H249V94H248ZM43 96L45 97L46 95H43ZM54 96H53V97H52V95L50 96V97L53 98V99L51 98L53 102H54ZM58 96H59V94H58ZM66 96H69V95H67V93H66L65 97H66ZM76 96H77V95H76ZM78 96H79V95H78ZM83 96H85V95H83ZM96 96H97V95H96ZM108 96H110V95H108ZM122 96H123V92H122ZM127 96H128V95H127ZM131 96H132V95H131ZM146 96H147V95H146ZM150 96L153 97L152 95H150ZM156 96H157V95H156ZM162 96H163V94L161 95V97H162ZM177 96H178V95H177ZM189 96H190V95H189ZM199 96H200V95H199ZM235 96H237V95H235ZM246 96H247V95H246ZM254 96L257 98L256 95H254ZM8 97H9V96H8ZM31 97H32V96H31ZM62 97H63V95H62ZM62 97H61V98H62ZM142 97H143V96H142ZM164 97H166V96H164ZM164 97H163V98H164ZM182 97H184V96L181 95V98H182ZM205 97H206V95H205ZM208 97H209V96H208ZM212 97H214V96L212 95ZM216 97H217V96H216ZM216 97H214V98H216ZM230 97H231V95H230ZM238 97H239L238 99H240V96H239V95H238ZM242 97H243V98H242ZM35 98H37V97H35ZM63 98H64V97H63ZM133 98H135V97H133ZM144 98H145V97H144ZM169 98H170V97H168V99H169ZM177 98H178V97H177ZM181 98H180V99H181ZM228 98H229V97H228ZM247 98H248V97H247ZM249 98H250V95H249ZM249 98H248V99H249ZM10 99H12V98L10 97ZM51 99H50V100H51ZM56 99H57V98H56ZM56 99H55V102H54V103H56ZM68 99H69V98H68ZM114 99H115V98H114ZM136 99H137V98H136ZM147 99H148V98H147ZM149 99H150V98H149ZM149 99H148V100H149ZM164 99H165V101H166V98H164ZM164 99H163V100H164ZM186 99H187V97H186ZM188 99H189V98H188ZM188 99H187L186 101H188ZM198 99H199V98H197L196 101H197ZM235 99H236V98H235ZM238 99L236 100L237 102H238ZM261 99H263V97H261ZM12 100H13V99H12ZM16 100H17V99H16ZM26 100H27V102H28V99H25V102H26ZM33 100H34V99H33ZM36 100H38V99H36ZM41 100H43V99L41 98ZM44 100H45V99H44ZM47 100H48V99H47ZM60 100H62V99H60ZM87 100H89V99H87ZM172 100H173V99H172ZM174 100H175V99H174ZM174 100H173V101H174ZM183 100H184V99H183ZM199 100L201 101V99H199ZM209 100H210V99H209ZM215 100H216V99H215ZM263 100H264V99H263ZM263 100H262V101H263ZM14 101H15V99H14ZM52 101H51V102H52ZM101 101H103V100H101ZM153 101L155 102V100H153ZM173 101H171V102H173ZM184 101H185V100H184ZM186 101H185V102H186ZM189 101H190V100H189ZM189 101H188V102H189ZM218 101H219V99H218ZM242 101H244V100H241V102H242ZM259 101H260V99H259ZM262 101H260V102H262ZM45 102H46V101H45ZM51 102H49V103H51ZM66 102H67V101H66ZM70 102H71V101H70ZM84 102H85V101H84ZM88 102L90 103V100H89ZM104 102H105V101H104ZM138 102H139V100H138ZM138 102H137L136 104H138ZM141 102H143V101H140L139 103H141ZM147 102H148V101H146V102L144 101L143 103H147ZM162 102H164V101H162ZM175 102H176V100H175ZM201 102L204 103V100L201 101ZM216 102H217V100H216ZM222 102H223V101H222ZM263 102H264V101H263ZM15 103H17V101H16ZM64 103H65V102H64ZM68 103H69V102H68ZM92 103H95V104H96L97 102H96V101H94V102L92 101ZM114 103H115V102H114ZM150 103H151V102H150ZM155 103H157V102H155ZM164 103H165V102H164ZM180 103H181V102H180ZM219 103L221 104V102H219ZM223 103H224V102H223ZM223 103L221 104L222 106H223ZM231 103H232V102H231ZM231 103H230V104H231ZM238 103H240V102H238ZM244 103H245V102H244ZM250 103H252V102H250ZM250 103H249L248 105H251ZM5 104H6V103H5ZM19 104H20V103H19ZM30 104H31V103H30ZM35 104H36V103H35ZM51 104H52V103H51ZM56 104H57V103H56ZM116 104H117V103H116ZM119 104H120V103H119ZM119 104H118V105H119ZM127 104H128V103H127ZM133 104H134V102H133ZM133 104H131V105H133ZM136 104H134V105L136 106ZM153 104H154V103H153ZM173 104H174V103H173ZM181 104H182V103H181ZM186 104H188V103H186ZM197 104H198V103H197ZM199 104H201V103H199ZM199 104H198L197 106H199ZM214 104H215V103H214ZM230 104H229V105H230ZM232 104H233V103H232ZM240 104H241V103H240ZM242 104H243V102H242ZM31 105H33V104H31ZM36 105H37V104H36ZM43 105H44V104H43ZM61 105H62V104H60L59 106H61ZM63 105H64V104H63ZM123 105H125V104L123 103L122 105H120V107L122 108ZM139 105H141V104H139ZM139 105H137L136 107H134L135 109L133 108L134 110H133V109H132V110L135 111L136 108H139V107H140ZM151 105H152V103H151ZM151 105H150V106H151ZM165 105H166V104H165ZM177 105H178V103H177ZM177 105L175 106V108L178 107ZM179 105H180V104H179ZM189 105H190V106L192 105V107H193V103H191V104H188V106L185 108L186 105H185L184 102H183V109H187V108L189 107ZM202 105H203V104H202ZM202 105H201V109H198V110L201 111V110L203 109ZM204 105H205V103H204ZM207 105H208V104H207ZM216 105H217V108H218L219 105L216 103V104H215V107H216ZM233 105H234V104H233ZM22 106H23V105H22ZM52 106H53V105H52ZM74 106H75V105H74ZM74 106H73V107H74ZM94 106H95V105H94ZM138 106H139V107H138ZM141 106H142V105H141ZM143 106H145V104H144ZM154 106H155V105H154ZM156 106L158 107V109H159L161 106H162L161 108H163V105H162V104H161V106H159V105H156ZM212 106H213V104H212ZM230 106H232V105H230ZM235 106H236V105H235ZM253 106H254V104H253ZM8 107H9V106H8ZM33 107H34V105H33ZM64 107H65V106H64ZM67 107H68V106H67ZM76 107L79 108V104H78V106H76ZM95 107H97V106H95ZM123 107H124V106H123ZM147 107L150 109V107L148 106V103H147ZM167 107H168V106H167ZM215 107H214V108H215ZM227 107H229V106H227ZM25 108H26V107H25ZM47 108H48V107H47ZM69 108L71 109L70 106H69ZM142 108H143V107H142ZM142 108H141V109H142ZM144 108H145V107H144ZM144 108H143V109H144ZM148 108H146V109H148ZM161 108H160V109H161ZM172 108H173V107H172ZM193 108H195V107H193ZM193 108H192V110H193ZM198 108H199V107H198ZM206 108H208V107H206ZM206 108H205V109H206ZM210 108H211V107H210ZM210 108H208V109L210 110ZM221 108H222V107H221ZM221 108H220V109H221ZM241 108H242V107H240V109H241ZM244 108H245V107H244ZM45 109H46V108H45ZM59 109H60V107H59ZM66 109H67V108H66ZM74 109H75V108H74ZM74 109L71 110V111H72L71 114H73ZM84 109H85V108H84ZM84 109H83V111H84ZM98 109H99V108H98ZM122 109H123V108H122ZM122 109H121V111H122ZM155 109H156V108H155ZM176 109H177V108H176ZM205 109H203V110H205ZM240 109H239V106L236 108V112L238 111V114H240V111H239ZM242 109H243V108H242ZM254 109H255V106H254V108H253L252 110L256 113L257 111H255ZM258 109H259V108H258ZM38 110H39V109H38ZM62 110H63V109H62ZM67 110H68V109H67ZM119 110H120V109H119ZM151 110H152V109H151ZM163 110H164V108H163ZM163 110H162L163 113H164V112H167V109H166V111H163ZM180 110H181V109H180ZM187 110H188V109H187ZM215 110H216V109H215ZM215 110H214V111H215ZM221 110H222V109H221ZM232 110H233V109H231V111H226V112H229V113H230V114H228V115L231 116V117H230L231 119H232V117H233V118H234V117L236 118V115H233V116H232V113H231V112H233ZM259 110H260V109H259ZM45 111H46V110H45ZM47 111H49V110H47ZM77 111H78V110H77ZM79 111H80V109H79ZM102 111H103V110H102ZM102 111H101V112H102ZM115 111H116V110H115ZM124 111H125V110H123L122 112H124ZM147 111H148V110H147ZM181 111H182V110H181ZM185 111H186V110H185ZM189 111H190V110H189ZM189 111H187V112H189ZM193 111H194V110H193ZM193 111H191V112H193ZM195 111H196V109H195ZM195 111L193 112L194 114H195ZM211 111H213V107H212V110H211ZM211 111H210V112H211ZM224 111H225V110H224ZM242 111H243V110H242ZM242 111H241V112H242ZM249 111H250V110H249ZM29 112H31V111H29ZM40 112H41V111H40ZM52 112H53V111H52ZM64 112H65V111H64ZM96 112H97V110H96ZM101 112H100V113H101ZM152 112H154V107H153V111H152ZM157 112H158V110H157ZM168 112L170 113V111H168ZM221 112H222V111H221ZM221 112H220V113H221ZM234 112H235V111H234ZM236 112H235V113H236ZM74 113H75V112H74ZM76 113H77V112H76ZM76 113H75V114H76ZM85 113H87V112L85 111ZM160 113H161V112H159V114H160ZM169 113H168L167 117L170 115ZM206 113H207V115H209L207 111H206ZM214 113L216 114L217 112L215 111ZM224 113H225V112H224ZM245 113H246V112H245ZM257 113H258V112H257ZM29 114L31 115L32 113H29ZM48 114H49V113H48ZM69 114H70V113H69ZM81 114H82V113H81ZM81 114H80V115H81ZM83 114H84V112H83ZM98 114H99V112H98ZM145 114H146V113H145ZM147 114H148V113H147ZM166 114H167V113H166ZM196 114H197V113H196ZM211 114H212V113H211ZM225 114H227V113H225ZM236 114H237V113H236ZM238 114H237V117L240 116V115H238ZM247 114L249 115L248 112H247ZM263 114H264V113H263ZM263 114H261V115L264 116ZM44 115H45V113H44ZM62 115H63V114H62ZM87 115H88V113H87ZM152 115H154V114H152ZM171 115H173V117H176V115H174V113H171ZM189 115H190V114H189ZM213 115H214V114L210 115V116L212 117V119H213ZM220 115H221V114H220ZM245 115H246V114H245ZM36 116H37V115H36ZM63 116H64V115H63ZM66 116H67V118H69L68 116H70V115H67V113H66V115H65L64 117H66ZM72 116H73V115H72ZM76 116L79 117V115H77V114H76ZM81 116H82V115H81ZM98 116H99V115H98ZM98 116H97V117H98ZM137 116H138V115H137ZM140 116H141V114H139V117H140ZM156 116H158V114H157ZM156 116H155V115H154V116H151V119L154 118V117H156ZM159 116H160V115H159ZM159 116H158V117H159ZM214 116H215V115H214ZM226 116H227V115H226ZM226 116H225V119L228 117V116H227V117H226ZM77 117H75V118H77ZM85 117L88 118V116H85ZM107 117H108V116H107ZM169 117H170V116H169ZM177 117H178V116H177ZM177 117H176V118H177ZM181 117H182V116H181ZM181 117H180V118H181ZM189 117H190V116H189ZM199 117H200V116H199ZM215 117H217V116H215ZM254 117H256V116L254 115ZM257 117H258V116H257ZM259 117H260V116H259ZM32 118H33V116H32ZM36 118H37V120H39L38 117H36ZM49 118H50V117H49ZM57 118H58V117H57ZM70 118H72V117H70ZM75 118H74V119H75ZM87 118H86V119H87ZM92 118H93V117H92ZM99 118H100V117H99ZM144 118L146 119V116H145ZM160 118H161V116H160ZM165 118H166V116L164 115V120H165ZM176 118H175V119H176ZM180 118H178V126L181 128V126H180L181 123H180V121H179ZM202 118H203V117H202ZM217 118H218V117H217ZM219 118H220V116H219ZM251 118H252V116H251ZM251 118H250V120H251ZM263 118H264V117H263ZM50 119H51V118H50ZM50 119H49V120H50ZM53 119H55V118H52V120H53ZM62 119H64V118H62ZM82 119H83V118H82ZM86 119H84V120H86ZM109 119H110V118H109ZM145 119H144V120H145ZM148 119H149V121H150V118H148ZM148 119H147V120H148ZM190 119H191V118H190ZM222 119H223V118L221 117V120H222ZM241 119H242V118H241ZM258 119H260V118H258ZM34 120H35V119H34ZM52 120H51V121H52ZM55 120H56V119H55ZM57 120H59V119H57ZM72 120H73V119H72ZM72 120H70V123H72ZM92 120H93V119H91V121H92ZM98 120H99V119H98ZM160 120H161V119H160ZM181 120H182V122H183L184 119L181 118ZM209 120H210V117H209ZM214 120H215V119H213V123H215ZM218 120H219V119H218ZM229 120H230V119H229ZM232 120H233V119H232ZM236 120H237V119H236ZM243 120H244V118H243ZM254 120L256 121V119H254ZM262 120H263V119H262ZM40 121H42V120L40 119ZM40 121H39V124H40ZM76 121H77V119H76ZM91 121H90V124H91ZM94 121H95V120H94ZM168 121H169V119H168ZM192 121H193V120H192ZM196 121H197V119H196ZM196 121H194V122H196ZM198 121H199V120H198ZM202 121H203V120H202ZM204 121H205V120H204ZM216 121H217V119H216ZM226 121H227V122H226ZM36 122H37V121H36ZM56 122H57V121H56ZM58 122H59V121H58ZM85 122L88 123V120H86ZM92 122H93V121H92ZM113 122H114V121H113ZM160 122H161V121H160ZM188 122H189V119H188ZM188 122L186 121V124H188ZM206 122H207V121H206ZM208 122H210V121H208ZM208 122H207L206 124H208ZM225 122L227 123V124L225 123V125L228 126V119L225 120ZM231 122H232V121H231ZM231 122H230L229 124H231ZM233 122H235V121H233ZM233 122H232V124H233ZM243 122H244V121H243ZM258 122H261V121H258ZM263 122H264V121H262L261 123H263ZM51 123H54V122H51ZM62 123H63V122H62ZM70 123H69V124H70ZM77 123H79V122H77ZM80 123H81V122H80ZM87 123H86L85 125H84V124H83V125L86 126V125L89 124V123H88V124H87ZM96 123H97V122H96ZM108 123H109V122H108ZM110 123H111V122H110ZM155 123H156V122H155ZM167 123H168V125H169V122H167ZM167 123L165 124V126H167ZM183 123H185V121H184ZM198 123H199V122H198ZM198 123H197V126H198ZM203 123H204V122H203ZM220 123H222V121H221ZM236 123H237V122H236ZM238 123H239V122H238ZM238 123H237V124H238ZM60 124H61V123H60ZM60 124H59V125H60ZM65 124H66V123H65ZM72 124H73V123H72ZM97 124H99V125H97V126L100 127L101 122H100V123H97ZM106 124H107V123H106ZM163 124H164V122H163ZM189 124H190V123H189ZM189 124H188L187 126H189ZM216 124H217V123H215V125H216ZM237 124H236V125H237ZM240 124H242V123L240 122ZM240 124H239V125H240ZM247 124H249V123H247ZM253 124H255V122H253ZM41 125H42V124H41ZM46 125H48V124H46ZM51 125H53V124H51ZM63 125H64V124H63ZM83 125H81V126H83ZM160 125H161V124H160ZM192 125H193V124H192ZM192 125H190V127H191ZM195 125H196V124H195ZM219 125H220V124H219ZM219 125H218V126H219ZM221 125H222V124H221ZM234 125H235V123H234ZM236 125H235V126H236ZM242 125H243V124H242ZM255 125H256V124H255ZM263 125H264V123H263ZM70 126H71V125H70ZM70 126H68L67 129H68ZM103 126L105 127L104 123H103ZM103 126H102V127H103ZM111 126H112V125H111ZM206 126H207V125H206ZM209 126L211 127L212 125H209ZM218 126H217V127H218ZM240 126H241V125H240ZM243 126H244V125H243ZM257 126H258L257 129H260V128H259V125H257ZM257 126H256V127H257ZM46 127H47V126H46ZM64 127H65V125H64ZM71 127H73V126H71ZM87 127H88V126H86L85 128H87ZM95 127H96V126H95ZM156 127L158 128V126H156ZM167 127L169 128V126H167ZM167 127H165V130H166ZM190 127H188V129H190ZM199 127H202V126H199ZM212 127H213V126H212ZM214 127H215V126H214ZM230 127H232V126L230 125ZM250 127H251V124H250ZM261 127H262V124H261ZM42 128H43V127H42ZM48 128H49V127H48ZM65 128H66V127H65ZM74 128H75V127H74ZM89 128H90V127H89ZM157 128H156V129H157ZM168 128H167V130H168ZM182 128H184V126H182ZM182 128H181V129H182ZM208 128H209V127H208ZM219 128H220V126L218 127V129H219ZM225 128H226V127H225ZM227 128H228V127H227ZM238 128H239V127H238ZM238 128H237V129H238ZM49 129H50V128H49ZM51 129H54V128H51ZM80 129L82 130V128H80ZM90 129H92V128H90ZM93 129H94V128H93ZM96 129H97V128H96ZM158 129H159V128H158ZM181 129H179V130H181ZM184 129H185V128H184ZM188 129L186 128V130H188ZM192 129H193V128H192ZM200 129H203V127L200 128ZM216 129H217V128H216ZM221 129H222V131H223V128H220L219 131H221ZM241 129H242V128H241ZM241 129H239V130H241ZM262 129H263V127H262ZM75 130H76V128H75ZM77 130H78V129H77ZM88 130H89V129H88ZM101 130H102V129H101ZM162 130H163V129H162ZM162 130H161V131H162ZM196 130H197V129H195V131H196ZM225 130H227V129H225ZM250 130L252 131V129H250ZM250 130H249V131H250ZM52 131H53V130H52ZM52 131H51V132H52ZM68 131H69V130H68ZM68 131L65 132L66 135H67V132H68ZM78 131H79V130H78ZM82 131H83V130H82ZM92 131H93V130H92ZM94 131H95V130H94ZM94 131H93V132H94ZM102 131H103V130H102ZM121 131H122V130H121ZM181 131H182V130H181ZM203 131L205 132V129H204ZM206 131H207V130H206ZM215 131H216V130H215ZM222 131H221V132H222ZM227 131H228V130H227ZM241 131H243V129H242ZM249 131H248V133H249ZM55 132H56V131H55ZM116 132H117V131H116ZM143 132H144V131H143ZM162 132L164 133V130H163ZM165 132H166V131H165ZM178 132H179V131H178ZM187 132H188V131H187ZM189 132H190V130H189ZM189 132H188V133H189ZM197 132H198V131H197ZM231 132H232V130L230 131V133H231ZM237 132H238V130H237V131L234 130L233 134H234V133L236 134ZM261 132H262V131H261ZM53 133H54V131H53ZM70 133H71V131H70ZM80 133H81V132H80ZM97 133H98V130H97ZM100 133H101V132H100ZM157 133H159V132H157ZM170 133H175V132H174V131L172 132V130H171ZM170 133H169V134H170ZM188 133H187V134H188ZM190 133H191V132H190ZM201 133H203V132H201ZM206 133L208 134V132H206ZM215 133H216V132H215ZM225 133H226V132H225ZM225 133H224V134H225ZM250 133L252 134V132H250ZM250 133H249V135H251ZM253 133H254V130H253ZM262 133H263V132H262ZM76 134H77V133H76ZM89 134H91V133H89ZM103 134H104V132H103ZM114 134H117V133H114ZM123 134H124V133H123ZM125 134H126V133H125ZM178 134H179V133H178ZM180 134H182L181 136L183 137V135H184L185 133L183 134L182 132H180ZM193 134H194V133H193ZM199 134H200V133H199ZM218 134H219V133H218ZM231 134H232V133H231ZM235 134H234V136H235ZM241 134H242V133H241ZM244 134H245V133H244ZM246 134H247V133H246ZM255 134H256V133H255ZM74 135H75V134H74ZM86 135H88V134H86ZM91 135H92V134H91ZM119 135H121V134H119ZM159 135H160V133H159ZM173 135H174V134H173ZM194 135H195V134H194ZM263 135H264V134H263ZM62 136H63V135H62ZM64 136H65V135H64ZM98 136L100 137V134H99V135L97 134V137H98ZM101 136H102V133H101ZM103 136H104V135H103ZM131 136H132V135H131ZM131 136H130V137H131ZM170 136H172V135H170ZM201 136H202V135H201ZM209 136H210V135H209ZM221 136H222V135H221ZM221 136H220V137H221ZM223 136H224V135H223ZM255 136H256V138H257V134H256ZM255 136H254V137H255ZM83 137H84V135H83ZM89 137H90V135H89ZM113 137H115V135H114ZM193 137H194V136H193ZM224 137H225V136H224ZM237 137H239V136H237ZM249 137H250V136H249ZM251 137H252V136H251ZM75 138H76V136H75ZM90 138H91V137H90ZM101 138H102V137H100V139H101ZM105 138H107V137H105ZM105 138H104V139H105ZM127 138H128V137H127ZM187 138H188V137H187ZM195 138H196V137H195ZM195 138H194V139H195ZM203 138H204V135H203ZM205 138H206V136H205ZM209 138H210V137H209ZM209 138H208V139H209ZM211 138H212V137H211ZM227 138H228V137H227ZM73 139H74V138H73ZM77 139H79L78 136H77ZM77 139H76V140H77ZM85 139H86V137H85ZM94 139H95V138H94ZM97 139H98V138H97ZM112 139H114V138H112ZM115 139H118V137H116ZM131 139H132V138H131ZM197 139H198V138H197ZM197 139H196V142H197ZM212 139H213V138H212ZM215 139L218 140L217 138H214V140H215ZM225 139H226V138H225ZM225 139H224V142H225ZM229 139H230V138H229ZM233 139H236V137L233 138ZM233 139H230V140H233ZM240 139H241V138H240ZM81 140H82V139H81ZM81 140L78 141V144H79V142L81 143ZM139 140H140V139H139ZM152 140H153V139H152ZM205 140H206V139H205ZM214 140H213V142L215 143L216 141H214ZM221 140H222V139H221ZM85 141H86V140H85ZM99 141H100V140H99ZM101 141L103 142L104 140H101ZM107 141H108V139H107ZM114 141H115V140H114ZM114 141H113V142H114ZM131 141H132L133 143H135V142L133 141V139H132ZM209 141H210V140H209ZM226 141H227V140H226ZM248 141H249V140H248ZM248 141H247V143H248ZM255 141H256V140H255ZM257 141L259 142V136H258V140H257ZM82 142H83V141H82ZM102 142H101V143H102ZM110 142H111V140H110ZM122 142H123V141H122ZM122 142H121V145H122ZM126 142H127V140L125 141V143H126ZM140 142H141V140H140ZM154 142H155V140H154ZM154 142H153V143H154ZM206 142H208V141H206ZM222 142H223V141H222ZM222 142H221V143H222ZM233 142L236 143V141H234V140H233ZM262 142H264V141H262ZM89 143H90V141H89ZM101 143H100V144H101ZM103 143H104V142H103ZM116 143L118 144L119 141H117V142L115 141V142H114L115 145H116ZM125 143H123V144H125ZM133 143H132V144H133ZM169 143H170V142H169ZM200 143H202V140H201ZM219 143H220V142H219ZM229 143H230V142H229ZM231 143H232V142H231ZM231 143H230V144H231ZM51 144H52V143H51ZM110 144H112V143H109V145H110ZM128 144H129V143H126L125 145L127 146ZM150 144H151V143H150ZM163 144H164V146H165V142H164ZM215 144H216V143H215ZM225 144H226V142L224 143V145H225ZM250 144H251V143H250ZM252 144H254V142H252ZM80 145H81V144H79V147H80ZM96 145H97V144H96ZM96 145L94 144L93 146L96 147ZM219 145H220V144H219ZM222 145H223V144H221L220 146H222ZM228 145H229V144H228ZM228 145H227V146H228ZM235 145H236V144H235ZM235 145H234L233 147H235ZM248 145H249V143H248ZM248 145H246V146H248ZM262 145H263V144H262ZM103 146H104V145H103ZM117 146H118V145H117ZM126 146H125V147H126ZM137 146H138V145H137ZM141 146H142V145H141ZM144 146H145V145H144ZM149 146H150V145H149ZM200 146H201V144H200ZM229 146H230V145H229ZM249 146H250V145H249ZM249 146H248V147H249ZM253 146H254V145H253ZM105 147H106V146H105ZM112 147H113V145H112ZM125 147H124V148H125ZM128 147L130 148L131 146L128 145ZM138 147H139V146H138ZM138 147H137V148H138ZM203 147H205V146H203ZM213 147H214V146H213ZM231 147H232V145H231L230 148H229L230 150L232 149ZM238 147H239V146H238ZM243 147L246 149L245 144H244ZM248 147H247V148H248ZM263 147H264V146H263ZM263 147H262V148H263ZM98 148H99V147H98ZM103 148H104V147H103ZM103 148L100 147L99 149H102V150L104 151L105 149H103ZM107 148H108V147H107ZM110 148H111V146H110ZM119 148H120V147H118V149H119ZM121 148H122V147H121ZM129 148H128V149H129ZM135 148H136V144H135ZM145 148H146L147 151L150 150V149H148L146 146H145ZM145 148H144V150H145ZM218 148H219V147H218ZM220 148H221V147H220ZM240 148H241V147H240ZM244 148H243V149H244ZM250 148H251V147H250ZM80 149H81V148H80ZM126 149H127V148H126ZM206 149H208V148H206ZM238 149H239V148H238ZM251 149H252V148H251ZM254 149H255L254 151H256V150L258 151V150H259V148L256 149V147H255ZM108 150H109V149H108ZM129 150H130V149H129ZM139 150H141V148H140ZM139 150H138V151H139ZM166 150H167V149H166ZM208 150H209V149H208ZM223 150H224V149H223ZM223 150H222V151H223ZM227 150H228V149H227ZM232 150H233V149H232ZM241 150H242V149H241ZM105 151H106V150H105ZM105 151H104V152H105ZM112 151H113V149H112ZM122 151L124 152V150H122ZM122 151H121V150H116V151H115V152H116L115 155H119L120 157H122V156L124 157V153H123ZM136 151H137V150H136ZM147 151H146V152H147ZM155 151H157V149H155V150L153 151V153H154ZM168 151H169V149H168ZM181 151H182V150H181ZM224 151H225V152H224L225 154L228 152V151H226V149H225ZM254 151H253V152H254ZM257 151H256V152H257ZM107 152H108V151H107ZM113 152H114V151H113ZM159 152H160V151H159ZM165 152H166V151H165ZM233 152H234V150H233ZM256 152H255V153H256ZM91 153H93V152L91 151ZM108 153H110V152H108ZM108 153H106V154L108 155ZM149 153H150V152H149ZM160 153L163 154V152H160ZM172 153H173V152H172ZM228 153H229V155H230V151H229ZM234 153H237V151L234 152ZM255 153H254V154H255ZM257 153H259V152H257ZM257 153L255 154V156H256L255 158H257L259 161H263V160H264V158H263V156H264L263 150H262V152H261V153H263V154H259V155H258ZM138 154H141V156H143L142 151H141V153L139 152ZM162 154H161V155H162ZM165 154H167V152H166ZM243 154H244V153H243ZM247 154L249 155V153H247V151H246L245 155L248 156ZM109 155H110V154H109ZM127 155H128V156H127ZM173 155H174V154H173ZM226 155H227V154H226ZM250 155L253 157L252 154H250ZM250 155H249V157H250ZM99 156H100V155H99ZM110 156H112V155H110ZM162 156H163V155H162ZM165 156H166V155H165ZM176 156H179V155L176 154ZM223 156H224V155H223ZM127 157H130L129 152H127L125 158H127ZM134 157H135V156H134ZM139 157H140V155H139ZM174 157H175V155H174ZM228 157L230 158L231 156H228ZM100 158H102V157H100ZM100 158L98 157V159H100ZM115 158H116V157H115ZM125 158H122V159H125ZM131 158H132V157H131ZM136 158H137V157H136ZM136 158L133 159L132 161H133V162H134V161H137ZM141 158L143 159V157H141ZM141 158H140V159H141ZM157 158L160 160L159 156H158ZM163 158H164V157H163ZM171 158H172V160H173V157H171ZM171 158H170V160H171ZM202 158H203V157H202ZM113 159H114V156H113ZM142 159H141V161H143ZM177 159H178V157H177ZM186 159H187V158H186ZM188 159H190V157H189ZM192 159H193V158H192ZM203 159H204V158H203ZM115 160H116V159H115ZM118 160H119V159H118ZM150 160H151V159H150ZM161 160H162V159H161ZM168 160H169V158H168ZM253 160H254V157H253ZM255 160H256V159H255ZM258 160H256V161L258 162ZM104 161H106V160H104ZM138 161H139V160H138ZM151 161L153 162V160H151ZM197 161H198V160H197ZM197 161H196V164H197ZM120 162H121V161H119V163H120ZM123 162H124V163H123ZM123 162H122V163H123L124 165H126V168L128 169L129 166H130L129 164H128V165L126 164V163H128V162H125V161H123ZM129 162H130V161H129ZM133 162H132V163H133ZM139 162H140V161H139ZM144 162L147 163V161H144ZM144 162H143V164H144ZM152 162H151V167H152V165H153ZM170 162H171V161H170ZM180 162H182V161H180ZM184 162H186V160H183V163H182L183 166H184ZM233 162H234V160H233ZM93 163H94V162H93ZM130 163H131V162H130ZM135 163H136V162H135ZM153 163H154V162H153ZM162 163H165V162H162ZM162 163H161V166H162ZM178 163H179V162H178ZM223 163H224V162H223ZM263 163H264V162H263ZM107 164H110V163L107 162ZM107 164H106V165H107ZM133 164H134V163H133ZM133 164H132L131 166H133ZM143 164H142V165H143ZM155 164H156V162H155ZM169 164H170V163H169ZM171 164H173V163H171ZM175 164H176V163H175ZM179 164H180V163H179ZM188 164H189V163H187V165H188ZM99 165H100V164H99ZM106 165H105V166H106ZM135 165H137V164H135ZM148 165H149V164H148ZM176 165H178V164H176ZM197 165H199V164H197ZM263 165H264V164H263ZM139 166H140V164H139ZM143 166H144V165H143ZM156 166H157V165H156ZM170 166H171V165H170ZM188 166H189V165H188ZM230 166H233V164L230 165ZM238 166H239V165H238ZM99 167H100V166H99ZM111 167H112V165H111ZM133 167H135V166H133ZM146 167H147V166H146ZM162 167H163V166H162ZM162 167H161V168H162ZM167 167H168V166H167ZM171 167H172V166H171ZM176 167H177V166H176ZM189 167H190V166H189ZM236 167H237V166H236ZM236 167H235V170H236V169H239L238 167H237V168H236ZM9 168L11 169L10 166H9ZM103 168H104V167H103ZM113 168H114V167H113ZM153 168H155V167H152V168H151V171L153 170ZM161 168H160V169H161ZM164 168H165V167H164ZM168 168H169V167H168ZM172 168H175V167L173 166ZM190 168H192V165H191ZM200 168H201V167H200ZM204 168H205V167H204ZM232 168H233V167H232ZM116 169H117V168H116ZM116 169H115V171H116ZM147 169H148V167H147ZM147 169H146L145 166H144V167L138 168V169H136V170L131 169V168H129L128 170L130 171V173L134 172V173H137V174H140V175H144V174L147 175L146 173H148L147 171L149 170V169H148V170H147ZM166 169H167V168H165L164 170H166ZM193 169H194V168H193ZM195 169H197V168H195ZM195 169H194L193 171H195ZM246 169H247V168H246ZM156 170H157V171H156L157 174L159 173V174H162V175H163V173L159 172V170H158V166H157ZM169 170L171 171V169H169ZM172 170H173V169H172ZM200 170H201V169H200ZM241 170H242V169H241V167H240V170H238V171L241 172ZM13 171H14V170H13ZM119 171H121V170H119ZM119 171H117V172H115V173H116V175L119 174V176H120L121 173H120ZM190 171H191V169H190ZM207 171H208V170H207ZM14 172H15V171H14ZM152 172H153V171H152ZM172 172H175V169H174ZM178 172H179V171H178ZM186 172H187V171H186ZM199 172L201 173V171H199ZM202 172L204 173L205 171L203 170ZM243 172H245L244 174H247L246 171L243 170ZM15 173L18 174L17 172H15ZM156 173H155V176L157 177L159 174L156 175ZM166 173H167V172H166ZM166 173H165V174H166ZM190 173H191V172H190ZM193 173H194V172H193ZM195 173H197V172L195 171ZM210 173H213V174H214V172H210ZM210 173H209V174H210ZM126 174H127V173H126ZM181 174H182V172H181ZM186 174H189V171H188ZM198 174H199V173H198ZM207 174H208V172H207ZM18 175H19V174H18ZM166 175H168V174H166ZM199 175H201V174H199ZM199 175H198V176H199ZM214 175H215V174H214ZM233 175H234V174H233ZM153 176H154V175H153ZM181 176H182V175H181ZM181 176H180L179 178H181ZM183 176H184V174H183ZM195 176H197V175H195ZM202 176H203V174H202ZM202 176H201V178H204V177H202ZM212 176H213V175H212ZM247 176H250V174H248ZM247 176H246V177H247ZM129 177L132 178V176H129ZM133 177H134V176H133ZM139 177H141V176H139ZM156 177H155V178H156ZM171 177L173 178L174 176L171 175ZM176 177H177V181H176V179H175ZM176 177L173 178V179H175V181H174V182L172 181L170 185H168V183H167V186H166L165 188L167 189V188H172V187H179L180 190L189 192L190 189H191L190 187H193V182H188V184L185 182V183H186V184H185L184 181L181 182L180 180H178V175H177ZM185 177H186V176H185ZM190 177H191V176H190ZM213 177H214V176H213ZM216 177H218V176L216 175ZM216 177H215V178H216ZM223 177L226 178L225 174H224ZM231 177H232V176H231ZM124 178H125V177H124ZM127 178H128V177H126V179H127ZM143 178H145V177H143ZM162 178H163V177H161V179H162ZM191 178H192V177H191ZM191 178H190V179H191ZM195 178H196V177H195ZM201 178H199V179L196 178V180L199 182V180H200ZM254 178H255V177H254ZM145 179H146V178H145ZM156 179H157V178H156ZM169 179H170V178H169ZM183 179H185V178H183ZM183 179L181 178V180H183ZM188 179H189V178H188ZM204 179H206V178H204ZM226 179H227V178H226ZM232 179H233V178H232ZM237 179H238V178H237ZM127 180H128V179H127ZM129 180H131V179H129ZM135 180H136V178H135ZM135 180H134V181H135ZM159 180H160V179H159ZM166 180H167V179H166ZM171 180H172V179H171ZM217 180H219V179H217ZM224 180H225V179H224ZM252 180H253V179H252ZM149 181H150V180H149ZM155 181H156V180H155ZM185 181H188V180L185 179ZM194 181H195V180H194ZM201 181H202V180H201ZM207 181H209V179H208ZM211 181H212V180H211ZM211 181H210V182H211ZM221 181H222V180H221ZM229 181H232V180H229ZM240 181H241V180H240ZM249 181H251V179H249ZM258 181H259V180H258ZM151 182H152V181H151ZM159 182H160V181H159ZM214 182H215V181H214ZM214 182L212 181L211 183L213 184ZM223 182H224V181H223ZM140 183H141V182H140ZM199 183H200V182H199ZM199 183H198V184H199ZM211 183H210V184H211ZM220 183H221V182H220ZM227 183H228V182H227ZM124 184H125V183H124ZM151 184H152V183H151ZM198 184H197V186H199ZM201 184H202V183H201ZM204 184H205V183H203V185H201L202 188H203ZM207 184H209V183H207ZM221 184H223V183H221ZM239 184H241V183H239ZM254 184L257 185L256 182H255ZM153 185H155V184H153ZM156 185H157V184H156ZM187 185H189V186H187ZM213 185H214V186H213V189L215 190L214 187L216 186V182H215V184H213ZM223 185H224V184H223ZM245 185H246V184H245ZM245 185H244V187H245ZM255 185H254V186H255ZM141 186H142V185H141ZM159 186L161 187V185H159ZM207 186H208V185H207ZM217 186H218V188H220L219 185H217ZM227 186H231V185H229V184L226 185V188H227V190H228V187H227ZM257 186H258V185H257ZM134 187H136V185H135ZM204 187H206V185H205ZM233 187H234V185H233ZM193 188H194V187H193ZM207 188H208V187H207ZM209 188H210V187H209ZM218 188H217V189H218ZM229 188H230V187H229ZM240 188H241V187H240ZM250 188H251V187H250ZM252 188H253V187H252ZM252 188H251V189H252ZM145 189H147V188H145ZM160 189H161V188H160ZM211 189H212V187H211ZM213 189H212V190H213ZM230 189H231V188H230ZM236 189H237V188H236ZM245 189L247 190V189H248V186H247V188H245ZM164 190H165V189H164ZM168 190H171V189H168ZM195 190H196V188H195ZM205 190H206V189H205ZM220 190H221V189H220ZM233 190H235V189H233ZM166 191H167V190H166ZM231 191H232V189H231ZM231 191H230V192H231ZM242 191H243V189H242ZM147 192L150 193L149 191H147ZM151 192H152V191H151ZM168 192H170V191H168ZM199 192H200V191H199ZM205 192H206V191H205ZM205 192H204V194H205ZM230 192H228V194H229ZM235 192H236V191H235ZM239 192H240V191H238V193H239ZM253 192H254V191H253ZM173 193H176V192H173V191H172L170 194L173 195ZM189 193H190V192H189ZM211 193L214 194L215 191H212V192H211V191H208V192H207V194L210 195V196L207 195V196H209V199H210V197L212 198V202H211V201H210V202L213 204V206H212V208H210V209H213V208L215 209V208H216V207L214 206L215 201L217 202L218 200L220 201V200H222V199H215V198H218V196H216V197L214 198V195L212 196ZM224 193H225V191H224ZM243 193H245L246 195H248V194H247L248 192L246 193V191L243 192ZM10 194H11V193H10ZM201 194H202V193H201ZM233 194H235V193L233 192ZM254 194H256V193L254 192ZM149 195H151V193H150ZM197 195L199 196L200 194H197ZM219 195H220V194H219ZM238 195H239V194H238ZM242 195H243V194H242ZM258 195H262V194H259V193H258ZM194 196H195V195H194ZM249 196H250V194H249ZM254 196H255V195H254ZM254 196H253V198H254ZM256 196H257V195H256ZM171 197H172V196H171ZM173 197H174V196H173ZM187 197H189V196H187ZM187 197H186V200H187ZM201 197L203 198V196H201ZM201 197H200V199H202ZM241 197H242V196H241ZM251 197H252V194H251ZM148 198H149V197H148ZM204 198H205V196H204ZM206 198H207V197H206ZM225 198H226V197H225ZM225 198H223L224 201H225ZM236 198H237V197H236ZM249 198H250V197H249ZM249 198H248L249 203L252 205V206L250 205V206H251V212H252V218H251V222H250L251 225H250V226H249V224H248V223H249V220L247 219V220H248L247 224H248L249 227H248V234H247V237H246L245 239H246L247 241H249V242H250V241H251V242H255L256 244L260 245V246L262 247V250H261V251H250L247 255L251 258L252 261H258V260H260V263H259V264H264V258L261 257V255L264 256V208L262 209V208L258 207L257 204H256V205H257V206H256L255 203H254V202H255V199H253V200L251 201ZM256 198H261V196H260V197H256ZM190 199H191V198H190ZM209 199H208V200H209ZM234 199H235V197H234ZM191 200H192V199H191ZM193 200H194V199H193ZM202 200H203V199H202ZM204 200H205V199H204ZM206 200H207V199H206ZM226 200H227V198H226ZM246 200H247V198H246ZM248 200H247V202H248ZM263 200H264V199H263ZM196 201H197V200H196ZM230 201H231V200H230ZM250 201H251L252 203H251ZM253 201H254V202H253ZM257 201H258V202H261L262 200H259V199H258ZM36 202H37V201H36ZM44 202H45L46 204H47V203H48V204H51V205H49V206H50L51 208H53L54 211H56V212H60L58 206H57L56 204H54L52 201L44 200ZM189 202H190V201H189ZM198 202H199V201H198ZM208 202H209V201H208ZM247 202H246V203H247ZM258 202H257V203H258ZM200 203H201V202H200ZM211 203H210V204H211ZM217 203H219V202H217ZM221 203H222V202H221ZM221 203H220V204H221ZM234 203H235V202H233V205H234ZM246 203L244 202V205H247ZM249 203H248V204H249ZM210 204H209V205H210ZM260 204H261V203H260ZM40 205H41V204H40ZM189 205H192V204H189ZM231 205H232V204H231ZM261 205H262V204H261ZM156 206L159 207V204L156 205ZM193 206H194V205H193ZM205 206H206V205H205ZM247 206H248V205H247ZM154 207H155V206H154ZM194 207H196V205H195ZM194 207H193V208H194ZM222 207H223V206H222ZM226 207H227V206H226ZM196 208H197V207H196ZM204 208H205V207H204ZM204 208H203V210H202V209H201V210L204 211ZM208 208H209V207H208ZM219 208H221V207H219ZM223 208H224V207H223ZM223 208H222V209H223ZM236 208H237V207H236ZM245 208H246V207H244L242 210H244ZM198 209H199V207L197 208V210H198ZM214 209H213V210H214ZM248 209H249V208H248ZM150 210H152V208H151ZM159 210H160V209H159ZM165 210H166V209H165ZM201 210H200V211H201ZM205 210H206V209H205ZM220 210H221V209H220ZM246 210H247V209H246ZM1 211H2V210H0V212H1ZM206 211H209V209H207ZM236 211H237V210H236ZM247 211H248V210H247ZM2 212H3V211H2ZM4 212H5V211H4ZM4 212H3V213H4ZM167 212H168V211H167ZM204 212H205V211H204ZM211 212H212V211H210V213H211ZM224 212H226V211H224ZM237 212H238V211H237ZM251 212H250V213H251ZM5 213H6V216H8V215H7L8 212L6 211ZM206 213H207V212H206ZM212 213H213V212H212ZM214 213H215V212H214ZM216 213H217V212H216ZM233 213L236 214L235 212H233ZM241 213H242V212H241ZM218 214H219V213H218ZM212 215H213V214H212ZM250 215H251V214H250ZM0 216H3V214L0 215ZM10 216H11V214H10ZM10 216H9V217H10ZM201 216H202V215H201ZM205 216H206V215H205ZM214 216L216 217L217 214H215ZM219 216H220V215H219ZM242 216H243V213H242ZM245 216H246V215H245ZM11 217H12V216H11ZM217 217H218V216H217ZM247 217H248V216H247ZM6 218H7V217H6ZM12 218H13V217H12ZM12 218H11V219H12ZM32 218H33V217H32ZM240 218H241L240 215L237 214V215L233 216V221H235V222H240V221H239ZM244 218H246V217H244ZM7 219H8V218H7ZM13 219H14V218H13ZM218 219H219V218H218ZM220 219L224 220V222H225V219H226V218L224 219V216H223V218L220 217ZM227 219H228V218H227ZM17 220H18V219H17ZM8 221H10V220L8 219ZM8 221H7V222H8ZM220 221H221V220H220ZM230 221H231V220H230ZM244 221H245V220H244ZM10 222H11V221H10ZM13 222H14V220H13ZM15 222H16V221H15ZM18 222H19V221H18ZM221 222L223 223V221H221ZM221 222H220V223H221ZM4 223H5V222H4ZM11 223H12V222H11ZM21 223H22V222H21ZM222 223H221V224H222ZM233 223H234V222H233ZM243 223H244V222H243ZM2 224H3V223H2ZM7 224H9V222H8ZM16 224H17V222H16ZM19 224H20V223H19ZM38 224H39V223H38ZM63 224H64V223H63ZM20 225H22V224H20ZM232 225H233V224H232ZM13 226H14V225H13ZM39 226L41 227V224H39ZM228 226L230 227L229 223H228ZM234 226H235V225H234ZM234 226H232V227H234ZM239 226H240V225H239ZM25 227H26V226H25ZM79 227H81V225H80ZM97 227H98V226H97ZM220 227H221V226H220ZM220 227H219V228H220ZM5 228H6V227H5ZM5 228H4V229H5ZM18 228H19V227H18ZM0 229H1V227H0ZM2 229H3V226H2ZM6 229H7V228H6ZM13 229H14V228H13ZM19 229H20V228H19ZM41 229H42V227H41ZM201 229H202V228H201ZM223 229H224V227H223ZM223 229H222V230H223ZM15 230H16V229H15ZM21 230H22V229H21ZM25 230H26V229H25ZM27 230H29V229H27ZM30 230H31V228H30ZM30 230H29V233H31ZM222 230H221V231H222ZM246 230H247V229H246ZM22 231H23V230H22ZM196 231H197V230H196ZM199 231L201 232V231H203V230H198V232H199ZM221 231H220V232H221ZM224 231H225V230H223V233H224ZM0 232H1V234H2L3 231H0ZM9 232H10V231H9ZM32 232H34V231H32ZM200 232L197 233V234L200 235ZM209 232H212V229H210ZM226 232H227V231H226ZM6 233H7V232H6ZM6 233H3V237H5L4 234H6ZM13 233H14V232H13ZM20 233L22 234V232H20ZM25 233H26V232H25ZM27 233H28V232H27ZM49 233H50V232H49ZM49 233H48V234H49ZM212 233H213V232H212ZM223 233H222V234H223ZM227 233H228V232H227ZM194 234H195V233H194ZM201 234H202V232H201ZM203 234H204V232H203ZM11 235H12V234H11ZM18 235H19V233H18ZM28 235H30V234H28ZM31 235H32V234H31ZM36 235H37V234H36ZM23 236H24V235H23ZM34 236H35V235H34ZM188 236H189V235H188ZM228 236H229V235H228ZM8 237H9V236H8ZM25 237H26V236H25ZM39 237H40V236L38 235V238H39ZM12 238H13V237H12ZM12 238H11V241H12ZM19 238H20V237H19ZM26 238H27V237H26ZM28 238H29V237H28ZM31 238H32V236H31ZM33 238H34V237H33ZM36 238H37V237H36ZM230 238H231V237H230ZM20 239H21V238H20ZM40 239H41V238H40ZM231 239H232V238H231ZM0 240H1V238H0ZM27 240H28V239H27ZM29 240H30V238H29ZM55 240H56V239H55ZM9 241H10V240L8 239V242H9ZM11 241H10V242H11ZM21 241H22V240H21ZM40 241H41V240H40ZM56 241H57V240H56ZM231 241H232V240H231ZM5 242H6V241H5ZM42 242H43V241H42ZM44 242H45V241H44ZM57 242H58V241H57ZM202 242H203V241H202ZM13 243H16V242H14V240H13ZM23 243H24V241H23ZM46 243H47V242H46ZM17 244H20V243L18 242ZM25 244H26V243H24V245H25ZM32 244H33V243H32ZM32 244H31V245H32ZM43 244H45V243H43ZM50 244H51V243H50ZM50 244H49V245H50ZM34 245H36V244H34ZM37 245H38V244H37ZM39 245H40V244H39ZM5 246H6V245H5ZM19 246H20V245H19ZM22 246H23V245H22ZM26 246H27V244H26ZM28 246H29V245H28ZM42 246H43V245H42ZM50 246H52V245H50ZM65 246H66V244H65ZM67 246H68V245H67ZM211 246H212V245H211ZM32 247H34V246H32ZM47 247H49V246L47 245ZM35 248H36V247H35ZM51 248H52V247H50V249H51ZM121 248H123L122 243H121ZM188 248H189V247H188ZM188 248H187V249H188ZM209 248H210V245H209ZM211 248H212V247H211ZM6 249H7V248H6ZM23 249H24V251H25V248H23ZM30 249H32V248H30ZM259 249H261V248H259ZM8 250H11V249H8ZM28 250H29V249H28ZM28 250H27V252H28ZM54 250H56V249H54ZM166 250H167V249H166ZM190 250H191V249H190ZM47 251H48V250H47ZM31 252H32V251H31ZM31 252H29V253H31ZM50 252H51V250H50ZM190 252H191V251H190ZM194 252H195V251H194ZM32 253H33V252H32ZM35 253H36V252H35ZM41 253L43 254V252H41ZM52 253H53V252H52ZM54 253H55V252H54ZM58 253H59V252H58ZM103 253H104V252H103ZM169 253H171V252L169 251ZM10 254L12 255V252H11ZM14 254H17V253L14 252ZM19 254H20V253H19ZM19 254H17V255H19ZM44 254H45V253H44ZM46 254H47V253H46ZM46 254L44 255L45 258H46ZM191 254H192V253H191ZM199 254H200V253H199ZM30 255H31V254H30ZM30 255L27 254V256H30ZM49 255H50V254H49ZM54 255H55V254H54ZM54 255H53V258H57V254H56V257H54ZM59 255H60V254H58V257H59ZM200 255H202V253H201ZM180 256H181V255H180ZM8 257L10 258L11 256L9 255ZM51 257H52V255H51ZM61 257H62V256H61ZM194 257H196V256H194ZM197 257H199V256H197ZM200 257H201L200 259H199V258L197 259V263H199V264H208V263H209L210 260H209L206 256H205V257L200 256ZM31 258H32V257H30V259H31ZM45 258H43V259H45ZM169 258H170V257H168V260H169ZM16 259H17V258H16ZM16 259H15V260H16ZM30 259H29V260H30ZM34 259H35V258H34ZM34 259H33V260H34ZM46 259H49V258H46ZM46 259H45V260H46ZM64 259H65V258H64ZM239 259H240V258H239ZM23 260H24L25 262H26V260H27V262H28V258H27V259H23ZM33 260H30V261H32L33 263H36V264H37V261L35 262V261H33ZM54 260H56V259H54ZM187 260H189V259H187ZM193 260H195V259H192V261H193ZM235 260H236V259H235ZM49 261H50V260H49ZM51 261H52V260H51ZM57 261H58V260H57ZM65 261H66V260H65ZM195 261H196V260H195ZM16 262H17V261H16ZM38 262L40 263L39 260H38ZM46 262H48V260H47ZM62 262H63V260L61 261V263H62ZM210 262H211V261H210ZM212 262H213V261H212ZM212 262H211V263H212ZM215 262H216V261H215ZM215 262H214V263H215ZM23 263H24V262H23ZM30 263H31V262H30ZM41 263H42V262H41ZM55 263H56V262H55ZM15 264H16V263H15ZM17 264H19V263H17ZM20 264H21V263H20ZM24 264H26V263H24ZM28 264H29V263H28ZM44 264H46V263L44 262ZM53 264H54V263H53ZM62 264H63V263H62ZM66 264H67V263H66ZM215 264H216V263H215ZM219 264H220V263H219Z\"/></svg>","mask_w":264,"mask_h":264}]
</instances>
